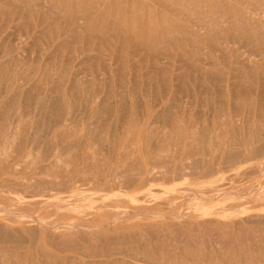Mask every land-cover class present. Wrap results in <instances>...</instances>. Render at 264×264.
Masks as SVG:
<instances>
[{
	"label": "rangeland",
	"instance_id": "374dc122",
	"mask_svg": "<svg viewBox=\"0 0 264 264\" xmlns=\"http://www.w3.org/2000/svg\"><path fill=\"white\" fill-rule=\"evenodd\" d=\"M7 1H9L10 3L9 2L7 3ZM25 1L30 2V3H26ZM31 1L30 0H0V53H1L0 54V67L1 66L3 67V68L1 67L2 69L0 68V79H1L0 87L2 88V90L3 88L7 89L6 92L9 91L8 89L12 87L9 92L10 95L7 94L8 92L7 93L4 92L5 89L2 91L0 88V91H1L0 94L2 97V99L0 97V99L2 100L0 104L2 103L1 105H5V108L7 105L6 109H4V107L0 105V107H2V109L4 110V113H2L3 110L0 109V114L2 115L0 116V129L3 128L4 126L3 124H6V123L7 124L5 126L8 129H10V132H9V130H7V128L4 126L3 129L7 132L5 133L3 129L0 130L2 134L0 136V174H1L0 175V179H1L0 180L1 182L0 183V193H2V196L0 194V207H1L0 214L2 215V217H4L2 219L0 215V219L3 221V223L0 224V263L3 258L5 262L2 260L4 263L2 262L1 264H6V263L14 264L15 262L16 264H86V263L88 264H100V263L110 264V262L111 264H114L115 261L120 262V260H121V264L122 263L123 264H127V263L128 264H153V263L158 264V262L161 264H168V261L169 263L171 262L170 260L174 262L175 260L173 259L175 258L176 261L174 263L171 262L170 264L172 263L173 264H178V263L185 264L186 258H188L187 261L190 262V264L192 263L195 264L196 262H198L196 264H257V260L254 258L258 257L260 261L259 264H264V231H263L264 227L262 228L263 230L261 229L262 224L264 226V222H260V220L264 221V219H259L256 216H254V215H260L261 217H264V169L262 170V172H260V170H258L257 168V164L259 163L258 160L261 159L262 157L261 155L264 156V150L262 151L263 145H260L261 142L264 141L263 140L264 134H261V132L264 133V119H262L264 118V70H262L264 69V64H263L264 63V54H263L264 53L263 52L264 51L263 49L264 48L263 46L264 31H262L263 34L260 33L256 35V38L254 37L255 39L253 38L251 40L252 36L250 35L247 25L243 29L241 28V30L240 28H238L239 26L237 25V24H241L240 27L241 26L243 27V25L246 24L245 23L246 21L243 22L242 21L243 19L242 20L239 19V17L241 18L242 15L244 14L246 10L245 8L247 7L257 8L258 6V12L261 11L262 9L264 10L263 8L264 0H260V1L243 0V2H241L242 0H238V1L225 0L226 1L225 3H227L228 6L224 3V0H208V1L207 0H202V1L194 0L195 2H192L193 0H175V1L174 0H122V1L121 0H106V1L105 0H97V1L95 0L96 2H94V0H91V1L90 0L88 1L87 0H69L70 4L66 2L67 0L65 1L64 0H60V1L59 0H53V1L44 0V3L42 4H40L42 0H38V1L33 0L32 2ZM206 1L210 3V5ZM215 1H217V4L218 2L221 3L222 1L223 3L221 5L218 4L217 6ZM227 1L229 2V4ZM239 1L241 2V4L244 3L242 7L240 3L238 4ZM35 2H39L40 5L38 3L35 4ZM62 2L63 4L59 5ZM191 2L193 4V7L191 4H188ZM197 2H203V4L197 3ZM84 3H87L88 9L86 8V5ZM120 3L122 4L119 5ZM182 3H184L186 8L188 9L192 7L191 8L192 11L190 12L193 13L195 11L193 14L194 18L196 16L195 20L194 18L192 19L189 18V17H192V15L190 16L189 10H186L185 6H182L185 8V9L183 8L184 11L181 10L182 8L180 7V5H183ZM95 4H96V7H95ZM196 4L200 6L197 8V10H196V7L198 5ZM213 4H216V6ZM223 4H225L224 6H227V8L229 9L228 12L230 14V19L228 20L227 23H229L230 26L225 25V23H223V26L225 25L226 27L221 28L222 23L220 21L221 24L218 25V20L221 19L222 22L224 21V18L219 19L220 16L221 17L223 16L222 13L219 14V12H224L225 10L221 8ZM231 4L233 5L231 6ZM177 5H179V8L177 7ZM28 6H29L28 10L23 9L25 7L27 8ZM43 6L45 7L47 6V8L45 7L43 8ZM62 6L65 8V11L67 10L68 12L66 11L64 12V14L61 13L62 11H64ZM173 6L175 9L173 8ZM214 6L216 7V9ZM224 6L222 7L225 8ZM48 7L49 8L53 7V9L50 10L48 9ZM60 7H62V9H60ZM217 7H220V9H218ZM57 9H59V11ZM111 9H114V10H111ZM213 9L214 11H212ZM123 10L125 11L127 10L126 11L127 13H125V11ZM231 10L234 13H232ZM56 11L59 14L60 13L61 14L59 15L58 13H56ZM76 11H78L76 13L77 16L75 14ZM85 11H88V14ZM182 11L185 13H182ZM207 11L209 12V14ZM131 12H133V14ZM138 12H140L139 15H137ZM213 12L215 16H213L214 15ZM42 13L43 14L45 13V14L41 15ZM167 13L174 15L173 18L171 15H168ZM202 13L203 15H201ZM211 13L213 15H211ZM84 14H85V18L82 17ZM86 14L89 16H86ZM71 15L72 17H69ZM211 16H212V19L215 17L217 18L219 16L218 20L216 19L217 21L215 19L213 20V21H216L218 25L217 26L216 24H214L215 27H217V29L216 28L212 29L213 28L212 26L209 27V24L213 22L210 19ZM79 17H81V19ZM86 17H89L93 23L91 22L89 18L86 19ZM103 17H105V19L107 18L108 21L107 20L105 21ZM237 17L239 20H241L243 24L241 22L237 23V21H239L238 19H236ZM231 18H233V20L234 19L237 20L236 22L235 21L234 22L236 23L237 25L236 27L240 31L241 34L238 33L239 31L236 29L235 23L234 22H233L234 24L230 23L232 21ZM99 19L101 20L99 21ZM117 19H118V23L116 24ZM196 20L197 22L195 23ZM78 21L80 25L78 24ZM98 21H99V24L100 22L103 24V25L100 24L103 27H101L98 24ZM167 21L171 23L168 22L169 23L168 24ZM173 21L176 22V24H174ZM201 21H203L204 24L206 22V25H204L203 22ZM85 22L87 23L85 24ZM183 23H185V25H183ZM37 24H38V27H37ZM73 24L74 26L76 25L78 27H74ZM104 24L107 26H105ZM121 24L123 26H121ZM39 25L41 26V28ZM81 25L84 29L81 27ZM89 25L90 26L95 25V26L93 28V27H90ZM71 26L73 28L71 32H69V30L71 29ZM206 26L211 28V31H209L210 29L207 28L208 31L211 33L210 36H212L215 33L217 34L213 35L212 37L208 36V39H207L206 38L207 37ZM196 27H198L197 30H196ZM199 27L202 28L200 29L202 32L201 34H199L200 32ZM218 27H220L219 30H218ZM85 28H88L87 30H89V32H87ZM90 28H91V31L93 30L92 32H90ZM229 28L232 29L233 31H231ZM73 29L76 32L73 31ZM104 29L105 31H103ZM224 29H227L229 31L227 32V30H224ZM63 30L65 31L63 32ZM82 30L85 31L84 32L85 35ZM96 30H99V31H96ZM194 30L196 32H194ZM204 30L206 32H204ZM214 30L216 31L215 33H214ZM244 31H247V32H244ZM66 32H68V35L66 34ZM173 32L175 34H173ZM190 32H193V33H190ZM226 32L228 33V37L226 36L227 35ZM233 32L235 33L237 32L236 35L238 37H236V35L235 37L238 40L234 37ZM87 33H90L91 35L88 34L87 36ZM100 33H102L104 36L100 35ZM242 33L243 34L247 33V34L243 35ZM79 34L81 35L79 36ZM92 34L95 36H93ZM98 35H100L101 37ZM170 35H173L174 38ZM196 35L197 37H194ZM204 35L206 36L204 37ZM241 35H243L241 37L242 39L240 38ZM186 36L187 37L189 36L190 38L189 37L187 38ZM200 36H201V40H200ZM230 36L232 38H230ZM257 36H258V39H257ZM70 37H74V38H70ZM87 37H91L90 40L92 38L94 40L92 39L93 41L91 40L92 41L91 42L89 38ZM166 37L167 38L169 37V41H171L172 44L168 41ZM198 37H199V40H198ZM244 37H246L245 38L246 40L244 39ZM62 38L64 39V41ZM177 38H178V41H176ZM194 38H197V39L195 40ZM205 38L207 41H205ZM221 38H223V40ZM233 38H234V41H232ZM247 38L248 39L250 38L249 40H251V42L249 41L248 43ZM213 39L215 40L214 42H216V40L218 41L217 43H215L216 46H218V48L220 47V42L222 44V43H225V41L227 40L229 43L230 41H232V44L230 43V45L232 47L235 46V49L232 50L233 52L218 50V48L215 45H211L214 43L212 41ZM87 40H89V42H87ZM194 40L197 46L193 44ZM208 41L209 43H207ZM258 41L259 43H257ZM176 42L180 45L179 49H178V44H176ZM244 43L246 44L248 43V44L246 45ZM168 44H170V46ZM173 44H175L174 48H172ZM181 44L183 47L181 46ZM254 44L256 46H254ZM192 45H195V46L191 47ZM196 47L197 48L199 47V50ZM210 47L211 49L212 48L213 49L210 50ZM237 47L239 48L238 49L239 51L236 49ZM191 48H194V49H191ZM204 48L206 51H204ZM187 49H189V51ZM196 49H197V53H196L197 59L195 61L197 63H200L199 65L196 64L195 61H193V58L195 59L196 57H195V52H192V50L195 51ZM243 49H246V50H243ZM254 49L256 50V52ZM235 50H236V53H235ZM250 50L251 51L253 50L252 52L255 53V54L252 53L253 56H251V59L253 57L255 60L254 59L251 60L247 58L250 53ZM257 51H259V55ZM222 52H225L224 53L225 55ZM200 53L202 55L205 53L203 55L204 57L200 55ZM221 53L223 54V56ZM177 55L179 58L177 57ZM233 55L235 59L232 58ZM241 55L242 57H240ZM12 56L15 57V60L13 62L14 64L13 67H16V68L14 69L13 67L11 68L13 64L11 63L12 61H10V59L13 60L14 58ZM86 56L89 58H87ZM208 57L209 59L205 61L206 59L204 58H208ZM236 58H238L237 59L238 61L236 60ZM7 59L9 60L6 61ZM201 59L202 60L204 59V60L202 61ZM1 60L3 61L1 62ZM208 60H210L211 62ZM214 60H217V61L214 62ZM212 61L214 63H212ZM3 62L5 63V67L8 69L9 72L14 71L12 72V74H10L6 70V68L3 65H1V63L3 64ZM8 62L11 63L10 67L6 66V63ZM194 62L196 65H194ZM203 62L205 63L207 62L208 64H205V63L202 64ZM259 62H261V64L263 65L260 66ZM9 63L7 65H9ZM20 63L21 64L23 63L22 69L20 68L21 67ZM30 63H32V66ZM209 63L212 64L213 69L210 67ZM29 64L31 67H29ZM46 64L48 65V67L46 66ZM23 65H24V68H23ZM200 65L201 66L205 65V66L200 67ZM241 65L244 68H246L245 72H244V68ZM250 65L254 68L250 67ZM65 66L67 68H65ZM240 66L243 68V70H240L241 68ZM247 66L248 68L250 67L251 70H249L250 68L248 69ZM61 67L62 69H59ZM235 67L238 70L234 69ZM9 68L11 71L9 70ZM27 68L29 69L27 70ZM199 68H203V69H199ZM255 68H257V70ZM23 69H24V72L22 73ZM195 69L197 71H195ZM198 69L201 71L199 72ZM5 70L8 72L9 75H12L11 78L8 76ZM49 70H50V73L48 72ZM204 70L210 74L204 77V75H206L205 74L206 72ZM19 71L20 73H18ZM253 71L255 72L254 74H253ZM60 72H63V73L60 74ZM14 73L16 74L14 75ZM3 74H4V78L6 75V79L3 78ZM13 75L15 76V78ZM62 75L64 77L63 79L64 82L61 81V79L63 78V77L61 78ZM56 76H57V79H56ZM209 76L211 80L209 79ZM75 77L79 79L77 82H79L80 85L77 84V82H75L77 80ZM218 77H220V79ZM72 78L76 80L75 81L72 80L71 82L70 79ZM2 79H3V82H2ZM13 79L15 83L13 82ZM4 80L6 81L4 82ZM10 80L11 82H9ZM51 80H53L54 82H57L58 85H61V83H63V87H64L62 89L63 92L59 91L61 90L60 88H62V86H58L56 83H52L53 81ZM69 80L70 82H68ZM201 80L206 81V83L204 81L201 82ZM23 82H25V84L22 85ZM68 83L70 84L68 85ZM2 84L3 85L6 84L5 85L6 87H4ZM50 85L52 86V88L55 85L53 90H51L52 88L50 87ZM66 85H68V87H66ZM75 85L77 87H74ZM43 86H45V88H43ZM46 86H48L47 89H46ZM57 86L59 88H55ZM69 86L73 87L74 91ZM14 88L15 90L17 89V91L24 90L23 92L21 91L22 93L26 91L25 89L28 90V88H30L29 93H31V95L33 94L34 96L30 97L31 95H29L27 91L25 93V96L28 94L27 95L28 98H26L24 94L22 95L20 91H18L19 94L17 93V91H14ZM56 89L58 92L56 91ZM77 89L83 90L82 92H80L81 95L79 96V98H77L79 95V91ZM11 90H13L15 93L19 95V96L17 94L14 95V98L15 96H18V98H15V100H17V104H16L18 105L17 107H19L20 105L19 108H16V107H15L16 109L14 108L15 112L12 111L13 108L11 107L13 106L9 105L10 101H12L11 99H13V96L11 95L14 94L13 91L11 92ZM43 91H46V92L50 91L48 93H51V94H48L46 92L45 94ZM69 91L70 93H68ZM136 91H137V94H136ZM62 93H64L65 95L64 94L62 95ZM66 93H67V96H66ZM39 94H41V96ZM76 94L78 95L76 96ZM44 95H46V97H44ZM48 95L50 96V98L48 97ZM59 95L60 96L62 95L60 97V99L62 98L61 99L62 101L61 102L58 101L60 103L58 104L61 107L58 106L57 103H55L57 102L55 101L57 99L56 96L59 97ZM52 96H54L56 99L53 98ZM72 96H74L77 100L74 97L72 98ZM4 97L6 98L3 99ZM8 97L9 99H7ZM29 97L32 98V100ZM6 99L9 100V103ZM44 99H46L47 101L49 100L48 102L45 101L46 104H49V105H46L45 103H43L42 100ZM5 100L8 104H5L6 103ZM25 100L26 101L28 100V101L26 104H23L24 103L23 101ZM33 100H35L34 102L36 104H34ZM53 100H54V103H53ZM236 100L239 101V103L238 102L235 103ZM12 102L11 103L15 105L14 104L15 101H12ZM40 102L42 103V106L45 107V109L47 107L46 110L43 109ZM75 102H78V103L74 105ZM51 103L54 104V107H55L54 109L52 107L53 104ZM55 104L58 107H56ZM8 105L11 107H8ZM21 105H23V107L24 106L28 107V109L25 108L22 111L23 107ZM38 105H40L41 109L38 107ZM71 105H73V107ZM239 105L241 106V108L239 107ZM34 106H35V109H34ZM48 106L51 108H49ZM76 106H78L77 109L75 108ZM171 106H173L172 109H170ZM176 106L178 108H176ZM223 106L226 108H223ZM168 107L170 108L168 109ZM237 107H239V109ZM10 108L14 114L13 117L15 120L11 116L12 112L10 111ZM57 108H61V111L60 109H58L59 110L58 111ZM74 108L77 111H75ZM87 108L89 109L88 110L89 112L86 111ZM37 109H40L41 113H35V111L40 112ZM48 109L49 110L56 109L55 111L59 113V116L61 113L65 115L64 117H66L67 114L68 116L64 119L65 121H62L61 120L62 118H59L58 114L55 111L51 110L52 113L55 112L53 113L54 114L53 115L51 111L49 112ZM64 109L67 111H65ZM6 111L7 112L10 111V113L8 114L11 117L9 116H8L9 118L7 117ZM20 111L22 114L20 113ZM44 111L46 114L45 118H44L45 116ZM167 111H169V113ZM227 111H230L231 113L230 112L227 113ZM85 113H87V115ZM37 114L42 115V118L44 119H42L40 115L37 118L36 116ZM69 116L71 117L68 120ZM2 117L3 119H5V121L9 119L7 120L8 122L13 120L12 123L9 122V124L11 123V125L9 126L8 122L3 123L4 120H2ZM27 117L28 119L25 120ZM56 117H58L56 121H60V123L57 122L56 124V122L54 121L55 119L53 120V118H56ZM39 118L40 120H43V121L42 123L39 122L37 124ZM46 119H49L50 122L48 123ZM51 121L53 125L54 124L56 125L52 127L53 130L51 129V126H52ZM53 121L55 123H53ZM16 122L19 123L20 125L19 124L14 125ZM46 122L49 126H47ZM72 123H74L75 125H73ZM78 123H79L78 125L79 127L76 125ZM71 124L74 126L72 127L73 129L69 127ZM15 126L17 127L21 126V127H19L20 128L19 129V128H16ZM61 126L62 127L68 126V127L63 129L61 128ZM75 126H77L76 131L80 130V133L78 131L77 132L75 131L74 129L76 128ZM39 127H41L40 130H39ZM100 127L103 131L99 130ZM194 127L195 128L198 127V129L197 128L195 129L198 131H195ZM69 128L71 131H68ZM85 128L87 130H85ZM16 129L20 130V131L17 130L19 131L18 135H17ZM50 129L52 130V132ZM60 129H63V133H62V130ZM166 129H168V131ZM217 129L219 130V132ZM72 130H74L73 133H71ZM149 130H150V134H149ZM235 130H238V133ZM253 130H255L254 131L255 133L259 132L260 136L253 133ZM13 131H15L16 133L15 132L13 133ZM67 131L68 133L70 132L71 135L70 133L68 134ZM163 131H165V134H163ZM53 132L54 133L57 132L55 134L56 136L54 135ZM64 132H65V136H68L69 138L72 137V138L70 139L68 138L69 140L66 141L65 138L67 137L63 138ZM235 132L237 133L238 136L236 135ZM12 133L16 134L17 136L16 135L13 136ZM76 133H79V134H76ZM97 133L100 137L97 135ZM234 133H235V136L233 135ZM5 134H8V135L6 136ZM11 134L14 137L13 139H11L12 136L10 138ZM59 135H61L62 138L61 136L59 137ZM161 135L163 137H165V135H168V136H166V138H163ZM255 135H256V138L260 140V143L257 142V139L254 138ZM3 136L5 137L3 138V141H2ZM250 136L252 138H250ZM22 137H23V140H21ZM161 138H163V141ZM228 138L229 140L227 141ZM51 139L53 140L54 143L52 142ZM56 139H58L59 141H54ZM217 139L220 140V143H219V140L217 141ZM76 140H77V143H76ZM231 140L232 142H229ZM239 140L242 145L238 144ZM177 141L180 143H177ZM50 142L51 144H53V146H51ZM235 142H237V145ZM252 142L253 144H251ZM54 144H56L57 146ZM183 145H184V148H183ZM239 145L243 146L242 148H244L243 149L244 151L242 149L240 151ZM251 145L252 146L255 145L253 146V149L261 148L260 150V152H262L261 155H260V152L258 153V155L256 154L257 149L253 150L252 147L250 149L249 147ZM11 146H14V147H11ZM231 146L232 147L234 146L235 148H237L236 146H239V147L237 148L238 150L236 149L237 151H235L234 147H233L234 150L230 149ZM161 147H163L161 149L162 151L159 149ZM221 147H224V148H221ZM245 147L249 148L250 154L247 151L248 149H246ZM199 148H200V151L198 150ZM227 148L228 150H232L231 153H234V152L236 153H234V155H230L231 154L230 151L229 152L226 151ZM7 149H9L11 152L8 151L6 153L5 151ZM165 150L167 151V153ZM251 150H253V155L255 153L256 154L255 156H258L257 158H253L254 156L251 155L252 154ZM56 151L60 152V154L57 153ZM218 152L219 153L222 152L220 153L221 157L219 155H216ZM241 152H243L244 154H242ZM245 152L247 153V156H245L246 155ZM160 153H162L161 155L163 156H161ZM238 153L242 154L243 156H241ZM58 154L60 155L59 157H58ZM156 154H158L161 158L158 157V155ZM205 154L207 155V157ZM227 154H229L230 156H236L237 154L236 157L238 158L239 156V158L241 159L238 158V160L241 162H243L242 161L243 158L244 159L249 158L250 161L246 160L245 162V160L243 159L244 164L243 163L241 164L240 162H239L240 164H238L237 163L238 160L235 159L236 157L235 158L233 157L235 159L236 165L233 164L234 160L230 161L232 163L231 165L230 162L228 161L229 159L225 161V158H229ZM180 155H181V158H180ZM196 155L198 156L201 155L200 157L202 158L203 161H205L204 157H206V160H207L209 155L212 157V158L209 157L211 158L210 159L211 161L213 160V158H215V160L217 159V162L213 160L214 162H216L217 165L214 162H211L209 159H208L209 161L207 160V162H210L211 165L212 163H214V165H216L217 167L214 165L211 166L209 165V163L207 164L208 166L207 165L206 166L207 167L211 166L209 167L210 169H212V167L213 168L215 167V170L216 171L218 170L219 172L217 173L213 169L214 172H211V174L214 173V175H209V176L204 175L207 178L202 179V178H205L202 175L207 174L208 170H209L208 174H210V169L207 167L206 168L204 167L203 161H200L199 159L200 157L198 156H197L198 158L197 157L196 158L199 161L195 160L197 161L195 166H199V165L200 166L199 168L195 167L196 168L195 169L194 168L195 161H193L194 160L193 157ZM214 155L216 156L214 157ZM168 156H170L171 158L170 157L168 158ZM189 156L190 157L193 156V157L190 158ZM22 157H23V160H22ZM37 157H38V160L40 159V161L38 162H36ZM29 158H32V159H29ZM250 158H253V159L251 160ZM184 159L185 160L193 159L192 160L193 162L188 161L190 163H187L186 162L187 160L185 161L186 167H188L187 164H189L188 170L191 171L190 173V171L185 170V173H187L185 176H183V173H182L184 172L183 168H186L184 167L185 164H183ZM262 159L264 160V157ZM262 159L260 161H263ZM31 160L32 161L34 160V164H32L33 162ZM29 161H31L32 163H30ZM113 161L114 163H112ZM24 162H26L25 165H24ZM122 162L124 163L126 162L125 163L126 166L125 165L123 166L124 163ZM147 162H151V163L147 164ZM224 162L229 163L231 166H229L228 164L226 166ZM111 163L114 164V166H112ZM191 163L192 164L194 163V164L191 165ZM197 163L199 165H197ZM250 163L253 165L255 163V165L254 166L252 165L251 167ZM51 164L53 165V168ZM118 164L120 165L122 164V165L119 166ZM205 164H206V161H205ZM15 165L16 167H13ZM31 165H33L34 167ZM115 165H117L118 167ZM139 165H141L142 167H140ZM162 165L164 168L162 167ZM201 165H203L202 166V168L204 167L203 169L205 170L207 169L206 172H204V170L201 168ZM234 165H235L234 168H230V167H233ZM22 166H23V169H22ZM42 166L43 168H41ZM180 166L182 168H180ZM222 166L224 167L229 166V168L225 169L226 170L225 171L224 169H221V168H224ZM237 166L239 167V169H237L238 168ZM114 167L115 169L113 170ZM119 167H123L124 169L119 168ZM192 167L196 171L198 168V173L202 171L201 172L202 174L199 176L196 175L198 173H194L192 170ZM51 168H52L51 172L59 168L56 170V172H54L56 178L58 176V175L56 176V173L61 171L59 172V177L57 179H55L53 174H52L53 179L52 177L50 178ZM111 168H112V171H110ZM200 168L202 170H200ZM25 169L26 171H24ZM39 169L41 172H39ZM44 169L45 171L43 174L42 170ZM122 169H123V172L121 171ZM151 169L152 170L156 169L154 172H155V176L157 177H155L153 175L154 172H152L154 179L152 178L153 176H151L150 174ZM167 169L169 170L171 169V171L168 170L170 172L169 174L171 175L169 179H165L168 173L166 172L167 173L166 174L164 171H167ZM180 169H182V172ZM132 170L134 172L139 171V173H142V172L144 173H142L141 175H138L137 173H134ZM157 170H159L158 174L160 173V171L161 173L163 172L162 175L160 174L161 176L156 175ZM1 171L2 172L4 171L3 172L4 175L1 173ZM118 171L120 173L127 172L128 174L129 172L130 174L133 172L135 175L137 174L140 177L138 176L136 177L134 175V177L132 178L129 175L131 178L129 176L127 178V176H124L125 173L120 176ZM251 171L252 173H255V174H252ZM45 172L50 173L49 178L50 180H52V182L48 180L47 178L48 173L45 174ZM79 172H80V175H78ZM106 172L107 173L109 172V175L106 174ZM9 173L13 175L11 176ZM110 173L112 176L114 175V177L111 178L112 180L111 182L109 181L110 178H108L111 176ZM222 174H224L223 177H221ZM146 175H148L149 178L148 177L146 178ZM118 176L122 177L123 182L121 181V179L120 180L117 179L119 178ZM143 176L144 178H141ZM197 176L200 178H196ZM20 177H22L23 180H21ZM123 177L124 178L126 177V178L124 179ZM209 177L214 178V179L211 180L209 179ZM5 178H7L8 180H6ZM16 178L20 180H17ZM40 178L41 179L44 178L45 180L47 178L46 180L47 182L45 180H44L45 182L40 181L41 180ZM2 179L4 180L2 181ZM38 179L40 180L38 181ZM54 179L58 182L56 183ZM140 179L141 180L143 179V180L139 182ZM28 182L30 186L26 185V183ZM39 182H42V183L40 184ZM205 185L207 189L204 188ZM39 186L40 188L45 189V190H43L42 192L41 191L42 189L40 190ZM212 186H216V188L218 189L217 192H221L222 196L221 195L218 196L216 193H211L209 190L210 188H212ZM10 187L11 189H13L12 191H14L15 189L18 191V193L12 192L11 194H9ZM2 188L4 190H2ZM8 188H9V191L7 190ZM32 190L33 191L36 190V191L33 193ZM6 191L7 193H5ZM31 192L33 194H30ZM37 192L39 194L32 196ZM14 196H16L17 198H15ZM22 196H24V198ZM234 198L236 199L234 200ZM238 198L240 200H238ZM233 200L235 204L233 203ZM33 202H36L37 204H34ZM230 203L234 205H231ZM237 204L238 205L240 204L239 208ZM235 205L237 207L232 208V206L235 207ZM252 208H255V209H252ZM10 210H13V211L15 210V212H12V211L10 212ZM167 212H169L170 214ZM180 212H182L183 215L185 216H183ZM158 213L160 216L158 215ZM138 214H142L144 218H142V216L139 217ZM145 214H149V217L148 215H145ZM167 214L170 216H168ZM165 215L166 217H170V218L166 219ZM254 217H256V219L259 221L257 220L255 221V219H253L254 221L251 220L250 222L249 220ZM163 218L166 219L167 221L164 220ZM14 221H16L17 223ZM41 221H46L48 223H56L57 225H61L62 223L71 224V225L75 224V225H79V228H81V231H78L77 233L76 231H73L75 232L73 234L71 232H67L65 235H63L64 233L63 231H61V229L60 230L51 229L52 233H48V232L43 231L44 228L42 226H38V223H40ZM203 222H205L206 225H204ZM220 222L223 223V225L226 223L225 224L226 226L224 225L225 227H223L224 229L221 228V226L223 225H221ZM188 223H190V225L192 223L194 228L192 227V225L190 226L192 228H190ZM214 223H217V224L214 225ZM227 223H228V226H227ZM171 224H174V225L176 224V225L175 227H173V225ZM211 224L213 226L212 227L208 226V229H207V225H211ZM229 224L232 225V228H231V225L229 226ZM94 225H99V227H96ZM94 227L102 228V229H100L99 231L92 232L93 230L92 228ZM146 227H148V229H146ZM209 227H211L212 231ZM256 227L260 229H257ZM242 228H243V231H242ZM83 229L89 230V231H84ZM107 229L109 231H107ZM176 230L178 231L175 232ZM160 232L163 233V235L160 234ZM226 232L229 234L228 237L227 235H225L227 234ZM241 232H244V233H241ZM217 233L218 235L222 236V238L221 237L219 238ZM68 234H70V236ZM186 238L188 239V241ZM219 239L221 240L229 239L230 241L228 242V240H226L227 242L225 241L221 242L220 240V242L222 243L220 244V242L218 243L216 242V241H219ZM258 240L261 243L260 242L258 243ZM182 241H185V242H182ZM252 243H254L255 245ZM164 244L165 245L170 244L172 246L174 244V246L172 247L170 245L169 246L167 245L168 246L167 247V246H164ZM259 244L260 246H258ZM157 245H159L161 248L165 250L160 249V247ZM190 245H193V246H190ZM144 248H145L144 250L145 253L143 252ZM177 248L179 249L177 250ZM188 248L191 251H189ZM215 248L216 250L213 251ZM115 249L117 250V253ZM174 249H176L178 253V254L174 253L177 256L173 255L171 258V256L169 255L170 257H168V255L166 254L167 251L169 254V252H172V250ZM111 250L113 251V253L109 252ZM236 250L238 251V253ZM131 251H135L137 255L134 254V252L131 253ZM163 251L165 254L162 253L163 254L162 255L161 252ZM176 251H173V252H176ZM187 251L188 253L192 252V254L190 253L191 256H189L192 261H190L188 257L189 254L185 253ZM122 252H127V253L129 252L131 254L129 253L125 254ZM156 252L158 253L156 254ZM159 252H160V255H159ZM199 252L201 255L198 254ZM244 253H246V255ZM133 255H135V257H138L141 255L139 259L143 258L142 260L144 261H142L141 259L138 260L134 258ZM149 255H154V256H149ZM161 255L162 256L166 255L164 256V258L166 257L167 259L166 258H165L166 260L163 259V257H160ZM184 255L186 258L184 257ZM216 255L219 256L220 258L219 257L217 258ZM106 256H108V260L110 262H108ZM150 257L151 259L155 257L157 259L158 257H160L158 259L161 262L157 261L158 259L156 260L157 262H155L154 260H151ZM110 258L111 260L112 259L114 260L115 258V260L111 261ZM14 260L15 262L13 263ZM94 260L96 261V263ZM147 260H149L150 262L152 261L153 263H149ZM163 260H165V263ZM177 260L178 261L182 260L183 262L180 261L181 262L180 263ZM92 261H94V263Z\"/></svg>",
	"mask_w": 264,
	"mask_h": 264
},
{
	"label": "bare ground",
	"instance_id": "6f19581e",
	"mask_svg": "<svg viewBox=\"0 0 264 264\" xmlns=\"http://www.w3.org/2000/svg\"><path fill=\"white\" fill-rule=\"evenodd\" d=\"M30 1H31V0H30ZM32 1H33V0H32ZM32 1H31V2H32ZM34 1H35V0H34ZM37 1H38V0H37ZM46 1H47V0H46ZM49 1H50V0H49ZM51 1H53V0H51ZM59 1H60V0H59ZM64 1H65V0H64ZM64 1H63V2H64ZM87 1H88V0H87ZM87 1H86V2H87ZM90 1H91V0H90ZM96 1H97V0H96ZM96 1L94 0V2H96ZM105 1H106V0H105ZM121 1H122V0H121ZM121 1H120V2H121ZM174 1H175V0H174ZM201 1H202V0H201ZM207 1H208V0H207ZM207 1H206V2H207ZM229 1H230V0H229ZM234 1H238V0H234ZM245 1H246V0H245ZM258 1H260V0H258ZM8 2H9V1H7V3H8ZM25 2H26V1H25ZM63 2H62L61 4H59V5H62ZM66 2L69 3V0H67ZM94 2H93V3H94ZM159 2H160V1H159ZM166 2H167V1H166ZM188 2H190V1H188ZM192 2H195V1L193 0ZM192 2H191V3H188V4H191L192 7H193ZM204 2H205V1H204ZM211 2H212V1H211ZM225 2H226V1L224 0V3H225ZM227 2H228V1H227ZM241 2H243V0H242ZM241 2L239 1L238 4L240 3V5H241V7H242V5H243L244 3L241 4ZM3 3H4V2H3ZM5 3H6V2H5ZM9 3H10V2H9ZM26 3H30V2H26ZM36 3L39 4V2H35V4H36ZM42 3H44V0H42V2H41L40 4H42ZM87 3H88V2H87ZM87 3H84V4L86 5V8H87ZM100 3H102V2H100ZM111 3H112V2H111ZM127 3H128V2H127ZM185 3H186V2H185ZM197 3H202V4H203V2H197ZM207 3H208V2H207ZM207 3H206V4H207ZM215 3L217 4V1H215ZM222 3H223V1H222L221 3L218 2V4H220V5H221ZM233 3H234V2H233ZM17 4H18V2H17ZM17 4H16V5H17ZM31 4H32V3H31ZM40 4H39V5H40ZM69 4H70V3H69ZM89 4H91V3H89ZM105 4H106V3H105ZM121 4H122V3H120L119 5H121ZM143 4H144V3H143ZM172 4H173V3H172ZM182 4H183V5H180V7L182 8L181 10H183V8H184V7H182V6H185L184 3H182ZM188 4H187V6H188ZM194 4H195V3H194ZM208 4L210 5V3H208ZM208 4H207V5H208ZM216 4H213V5L216 6ZM218 4H217V6H218ZM225 4L227 5V3H225ZM225 4H223L222 6H224ZM228 4H229V2H228ZM245 4H246V3H245ZM248 4H249V3H248ZM5 5H6V4H5ZM22 5H23V4H22ZM22 5H20V6H22ZM27 5H29V4H27ZM53 5H54V4H53ZM103 5H104V4H103ZM111 5H112V4H111ZM159 5H160V4H159ZM196 5H198V4H196ZM196 5H195V6H196ZM220 5H219V6H220ZM232 5H233V4H231V6H232ZM234 5H235V4H234ZM257 5H258V4H257ZM30 6H32V5H30ZM34 6H35V5H34ZM34 6H33V7H34ZM49 6H50V5H49ZM54 6H55V5H54ZM54 6H53V7H54ZM69 6H70V5H69ZM83 6H84V5H83ZM100 6H101V5H100ZM117 6H118V5H117ZM125 6H126V4H125ZM125 6H124V7H125ZM127 6H128V5H127ZM215 6H214V7H215ZM222 6H221V8H222V9H225V10H224V12H219V14L222 13L223 16L221 17V16L219 15L220 17H219V16H218V17H219V19H220V18H224V21H223V22H222L221 19L218 20V17H217V18L215 17V18H213V19H212V16L210 17V19H211L212 21H213L214 19H215V20L217 19V20H218V25H220V24L222 23L221 28L226 27L225 25H229V26H230V24L227 23L228 20L230 19V14H229V12H228L229 9L227 8L228 5H227V6H224L225 8H223ZM247 6H248V5H247ZM23 7H24V6H23ZM44 7H45V6H43V8H44ZM53 7H50V8L48 7V9L51 10V9H53ZM56 7H57V6H56ZM62 7H63V6H62ZM62 7H60V9H62ZM88 7H90V6H88ZM91 7H92V6H91ZM95 7H96V4H95ZM122 7H123V6H122ZM177 7L179 8V5H177ZM190 7H191V6H190ZM190 7H189V8H190ZM192 7H191V8H192ZM198 7H200V6L198 5V6L196 7V10H197ZM203 7H204V6H203ZM203 7H202V9H203ZM237 7H238V6H237ZM241 7H239V8H241ZM28 8H29V6H28L27 8H26V7L23 8V9H24V10H25V9L28 10ZM38 8H39V6H38ZM45 8H47V6H46ZM86 8H85V9H86ZM108 8H109V7H108ZM110 8H111V7H110ZM126 8H127V7H126ZM140 8H141V7H140ZM173 8H174V6H173ZM185 8H186V6H185ZM185 8H184V9H185ZM191 8H190V9H191ZM194 8H195V7H194ZM204 8H205V7H204ZM217 8L220 9V7H217ZM263 8H264V7H263ZM23 9H22V10H23ZM55 9H56V8H55ZM63 9H64V11L61 10V11H62L61 13L64 14V12H66L67 10L65 11V8H64V7H63ZM78 9H79V8H78ZM82 9H83V8H82ZM87 9H88V8H87ZM89 9H91V8H89ZM103 9H104V8H103ZM116 9H117V8H116ZM147 9H148V8H147ZM174 9H175V8H174ZM190 9L186 8V10H189L190 16L192 15V17H189V18L192 19V18H194V17H193V16H194L193 14H194L195 11H194L193 13H191L190 11H192V9H191V10H190ZM209 9H210V8H209ZM215 9H216V7H215ZM243 9H244V7H243ZM245 9H246L245 12L243 11L244 14L242 15L241 18L239 17V19H241V20L243 19V20H242L243 22L246 21V22H245L246 24H244L243 27H242V26L240 27L241 24H237V25L239 26L238 28H240V30H241V28L243 29V28L246 27V25H247V28L249 29L250 35L252 36V37L250 36V37H251V40H252L254 37L256 38V35H258V34H260V33L263 34L262 31H264V10L262 9L261 11L258 12V6H257V8H250V7H247V8H245ZM2 10H3V9H2ZM5 10H6V9H5ZM34 10H35V9H34ZM40 10H41V9H40ZM57 10L59 11V9H57ZM111 10H114V9H111ZM119 10H120V9H119ZM127 10H128V9H127ZM127 10H126V11H127ZM133 10H134V9H133ZM200 10H201V9H200ZM204 10H206V9H204ZM204 10H202V11H204ZM236 10H237V9H236ZM240 10H241V9H240ZM3 11H4V10H3ZM115 11H116V10H115ZM123 11H125V10H123ZM126 11H125V13H127ZM143 11H144V9H143ZM146 11H147V10H146ZM159 11H160V10H159ZM162 11H163V10H162ZM183 11H184V10H183ZM183 11H182V13H185V12H183ZM202 11H200V12H202ZM212 11H214V9H213ZM217 11H218V10H217ZM220 11H221V10H220ZM222 11H223V10H222ZM231 11H232V10H231ZM231 11H230V13H231ZM7 12H8V11H7ZM11 12H12V11H11ZM40 12H41V11H40ZM67 12H68V11H67ZM71 12H72V10H71ZM77 12H78V11H76L75 14H76ZM80 12H81V11H80ZM85 12H87V14H88V11H85ZM102 12H103V11H102ZM107 12H108V11H107ZM112 12H113V11H112ZM112 12H111V13H112ZM163 12H164V11H163ZM166 12H167V10H166ZM178 12H179V11H178ZM187 12H188V11H187ZM207 12H208V11H207ZM38 13H39V12H38ZM46 13H47V12H46ZM56 13H58V12L56 11ZM61 13H60V14H61ZM81 13H82V12H81ZM83 13H84V11H83ZM104 13H105V12H104ZM111 13H110V14H111ZM114 13H115V12H114ZM114 13H113V15H114ZM131 13L133 14V12H131ZM139 13H140V12H138L137 15H139ZM142 13H143V12H142ZM179 13H180V12H179ZM204 13H205V12H204ZM216 13H218V12H216ZM232 13H234V12L232 11ZM21 14H22V13H21ZM44 14H45V13H44ZM44 14L42 13L41 15H44ZM58 14H59V13H58ZM60 14H59V15H60ZM79 14H80V13H79ZM87 14H86V16H89V15H87ZM105 14H106V13H105ZM167 14H168V13H167ZM196 14H197V13H196ZM196 14H195V15H196ZM208 14H209V12H208ZM213 14H214V12H213ZM213 14L211 13V15H213ZM90 15H91V14H90ZM101 15H102V14H101ZM111 15H112V14H111ZM119 15H120V14H119ZM124 15H125V14H124ZM124 15H123V16H124ZM144 15H145V13H144ZM168 15H171L172 18H173V16H174V15H172V14H170V13H169ZM181 15H182V14H181ZM201 15H203V13H202ZM12 16H13V15H12ZM38 16H39V15H38ZM45 16H46V15H45ZM45 16H44V17H45ZM76 16H77V14H76ZM76 16H75V17H76ZM80 16H81V15H80ZM182 16H183V15H182ZM213 16H215V14H214ZM216 16H217V14H216ZM41 17H42V16H41ZM60 17H61V16H60ZM69 17H72V15L69 16ZM73 17H74V16H73ZM82 17L85 18V14H84ZM98 17H99V16H98ZM100 17H102V16H100ZM105 17H106V16H105ZM105 17H103V18H104V20L106 21L107 18L105 19ZM108 17H109V16H108ZM128 17H130V16H128ZM175 17H176V16H175ZM184 17H186V16H184ZM198 17H199V16H198ZM208 17H209V16H208ZM79 18L81 19V17H79ZM87 18H89V17H86V19H87ZM122 18H123V17H122ZM126 18H127V17H126ZM145 18H146V16H145ZM168 18H169V17H168ZM195 18H196V16H195ZM195 18H194V20H195ZM202 18H203V17H202ZM13 19H14V17H13ZM41 19H42V18H41ZM41 19H40V20H41ZM45 19H46V18H45ZM69 19H70V18H69ZM80 19H79V20H80ZM89 19H90V18H89ZM108 19H109V18H108ZM154 19H155V17H154ZM156 19H157V18H156ZM198 19H199V18H198ZM231 19H232V21L230 22L231 24H232L234 21H235V22L237 21V20H235V19L233 20V18H231ZM236 19H238V17H237ZM239 19H238V20H239ZM244 19H245V20H244ZM6 20H7V19H6ZM16 20H17V19H16ZM74 20H76V19H74ZM90 20H91V19H90ZM97 20H98V19H97ZM100 20H101V19H99V21H100ZM102 20H103V19H102ZM111 20H112V19H111ZM121 20H122V19H121ZM121 20H120V21H121ZM124 20H125V19H124ZM124 20H123V21H124ZM138 20H139V19H138ZM174 20H175V19H174ZM179 20H180V19H179ZM179 20H177V21H179ZM208 20H209V19H208ZM217 20H216V21H217ZM241 20L237 21V23L241 22ZM93 21H95V20H93ZM99 21H98V24H99ZM107 21H108V20H107ZM120 21H119V23H120ZM126 21H127V19H126ZM128 21H129V20H128ZM155 21H157V20H155ZM169 21H170V20H169ZM169 21H167V23H168ZM175 21H176V20H175ZM182 21H183V20H182ZM185 21H186V20H185ZM185 21H184V22H185ZM216 21L211 22V23L209 24V27L212 26V27H213L212 29H214V28L217 29V27H215V25H214V24L217 25ZM220 21H221V23H220ZM46 22H47V21H46ZM49 22H50V21H49ZM54 22H55V21H54ZM91 22H92V20H91ZM91 22H90V23H91ZM96 22H97V21H96ZM124 22H125V21H124ZM173 22H174V21H173ZM187 22H188V21H187ZM191 22H192V21H191ZM196 22H197V20L195 21V23H196ZM201 22H203V21H201ZM201 22H200V24H201ZM235 22H234V23H235ZM42 23H43V22H42ZM51 23H52V22H51ZM80 23H81V22H80ZM86 23H87V22H85V24H86ZM92 23H93V22H92ZM92 23H91V24H92ZM105 23H106V22H105ZM107 23H108V22H107ZM117 23H118V19H117L116 24H117ZM121 23H122V22H121ZM126 23H127V22H126ZM126 23H125V24H126ZM133 23H134V22H133ZM156 23H157V22H156ZM169 23H171V22H169ZM169 23H168V24H169ZM181 23H182V22H181ZM188 23H189V22H188ZM207 23H209V22H207ZM223 23H225L224 26H223ZM234 23H233V24H234ZM241 23H242V22H241ZM9 24H10V23H9ZM39 24H40V23H39ZM44 24H45V23H44ZM78 24H79V21H78ZM78 24H77V25H78ZM81 24H82V23H81ZM88 24H89V22H88ZM100 24H102V23L100 22ZM100 24H99V25H100ZM122 24H123V23H122ZM122 24H121V26H123ZM130 24H131V23H130ZM134 24H135V23H134ZM165 24H166V23H165ZM174 24H176V22H174ZM174 24H173V26H174ZM190 24H191V23H190ZM203 24H204V22H203ZM242 24H243V23H242ZM79 25H80V24H79ZM82 25H83V24H82ZM82 25H81V27H82ZM102 25H103V24H102ZM104 25H105V24H104ZM113 25H114V24H113ZM119 25H120V24H119ZM131 25H132V24H131ZM183 25H185V23H183ZM183 25H182V26H183ZM204 25H206V22H205ZM207 25H208V24H207ZM213 25H214V26H213ZM218 25H217V26H218ZM237 25H236V23H235V27H236ZM18 26H19V25H18ZM39 26H40V25H39ZM73 26H74V24H73ZM83 26H84V25H83ZM89 26H90V25H89ZM94 26H95V25H94ZM94 26L91 25L90 27H93V28H94ZM100 26H101V25H100ZM105 26H107V25H105ZM186 26H188V25H186ZM199 26H200V25H199ZM231 26H232V25H231ZM37 27H38V24H37ZM37 27H36V28H37ZM43 27H44V26H43ZM47 27H48V26H47ZM74 27H78V26L75 25ZM87 27H88V26H87ZM101 27H103V26H101ZM132 27H133V26H132ZM175 27H176V26H175ZM184 27H185V26H184ZM189 27H190V26H189ZM209 27L206 26V29L208 28V29H210L209 31H211V28H209ZM36 28H35V29H36ZM40 28H41V26H40ZM44 28H45V27H44ZM44 28H43V29H44ZM72 28H73V27L71 26V29L69 30V32H71ZM82 28H83V27H82ZM133 28H134V27H133ZM197 28H198V27H196V30H197ZM227 28H228V27H227ZM35 29H34V30H35ZM53 29H54V28H53ZM83 29H84V28H83ZM85 29L87 30L88 28H85ZM95 29H97V28H95ZM173 29H174V28H173ZM192 29H193V28H192ZM200 29H202V28L199 27V30H200ZM203 29H205V28H203ZM208 29L206 30L207 32L204 30V32H206V35H207L206 38H207V39H208V36H209V37H212L213 35L217 34V33H215V32H216V31H215L216 29H215V30H214V33H215V34H213L212 36H210L211 33L208 31ZM219 29H220V27H218V30H219ZM229 29H230V28H229ZM236 29H237V27H236ZM41 30H42V29H41ZM41 30H40V31H41ZM175 30H176V28H175ZM218 30H217V31H218ZM224 30H227V29H224ZM230 30L233 31L232 29H230ZM237 30H238V29H237ZM40 31H39V32H40ZM56 31H57V30H56ZM64 31H65V30H63V32H64ZM67 31H68V30H67ZM73 31H75V30L73 29ZM80 31H81V30H80ZM80 31H79V32H80ZM82 31H83V33L85 32L84 30H82ZM92 31H93V30H92ZM92 31H91V28H90V32H92ZM96 31H99V30H96ZM103 31H105V29H104ZM103 31H102V32H103ZM118 31H119V30H118ZM172 31H173V30H172ZM191 31H193V30H191ZM228 31H229V30H227V32H228ZM235 31H236V30H235ZM238 31H239V30H238ZM61 32H62V31H61ZM63 32H62V33H63ZM75 32H76V31H75ZM87 32H89V30H87ZM177 32H178V31H177ZM188 32H189V31H188ZM194 32H196V31L194 30ZM212 32H213V30H212ZM218 32H219V31H218ZM227 32H226V33H227ZM244 32H247V31H244ZM59 33H60V32H59ZM95 33H96V32H95ZM95 33H94V34H95ZM136 33H137V32H136ZM139 33H140V32H139ZM190 33H193V32H190ZM190 33H189V34H190ZM201 33H202V32H201V30H200L199 34H201ZM231 33H232V32H231ZM234 33H235V32H233V35H234V37H235V35H236L237 32H236L235 34H234ZM238 33H240V31H239ZM66 34L68 35V32H66ZM88 34H90V33H87V36H88ZM104 34H105V33H104ZM173 34H175V33L173 32ZM177 34H178V33H177ZM186 34H187V33H186ZM240 34H241V33H240ZM240 34H239V35H240ZM242 34H243V33H242ZM246 34H247V33H246ZM246 34L244 33L243 35H246ZM70 35H71V34H70ZM70 35H69V36H70ZM80 35H81V34H79V36H80ZM84 35H85V33H84ZM90 35H91V34H90ZM92 35H93V34H92ZM100 35H103V34L100 33ZM100 35H98V36H100ZM193 35H194V34H193ZM206 35H204V37H205ZM221 35H222V34H221ZM231 35H232V34H231ZM233 35H232V36H233ZM243 35H241L240 38H241ZM248 35H249V34H248ZM79 36H78V37H79ZM93 36H95V35H93ZM103 36H104V35H103ZM107 36H109V35H107ZM162 36H163V35H162ZM170 36L173 37V35H170ZM226 36L228 37V33H227ZM39 37H40V36H39ZM65 37H66V36H65ZM67 37H68V36H67ZM100 37H101V36H100ZM172 37H170V38H172ZM178 37H180V36H178ZM186 37H187V36H186ZM188 37H189V36H188ZM188 37H187V38H188ZM194 37H197V35L194 36ZM221 37H223V36H221ZM236 37H238V36L236 35ZM236 37H235V38H236ZM70 38H74V37H70ZM70 38H69V39H70ZM87 38H89V40H90L91 37H87ZM166 38H167V37H166ZM173 38H174V37H173ZM189 38H190V37H189ZM206 38H205V41H207ZM230 38H232V37L230 36ZM245 38H246V37H244V39H245ZM255 38H254V39H255ZM58 39H60V38H58ZM62 39H63V38H62ZM69 39H68V40H69ZM92 39H93V38H92ZM92 39H91V40H92ZM102 39H103V38H102ZM116 39H117V38H116ZM167 39H168V41H169V37H168ZM194 39L196 40L197 38H194ZM210 39H211V38H210ZM210 39H209V40H210ZM214 39H215V38H214ZM214 39L212 40L213 42L215 41ZM221 39L223 40V38H221ZM236 39H237V38H236ZM241 39H242V38H241ZM247 39H248V38H247ZM249 39H250V38H249ZM249 39L247 40L248 43H249V41L251 42V40H249ZM257 39H258V36H257ZM257 39H256V40H257ZM259 39H260V38H259ZM66 40H67V38H66ZM89 40H87V42H89ZM91 40H90V41H91ZM93 40H94V39H93ZM93 40H92V41H93ZM108 40H109V39H108ZM170 40H171V39H170ZM182 40H184V39H182ZM182 40H181V42H182ZM187 40H188V39H187ZM187 40H186V41H187ZM195 40L193 41V42H194L193 44H195ZM198 40H199V37H198ZM200 40H201V36H200ZM202 40H203V39H202ZM222 40H221V41H222ZM224 40H225V38H224ZM237 40H238V39H237ZM237 40H235V41H237ZM245 40H246V39H245ZM256 40H255V41H256ZM61 41H62V40H61ZM63 41H64V39H63ZM92 41H91V42H92ZM111 41H112V40H111ZM176 41H178V38H177ZM186 41H185V43H186ZM232 41H234V38H233ZM232 41H230L231 44H232ZM240 41H241V40H240ZM259 41H260V40H259ZM259 41H258L257 43H259ZM263 41H264V40H263ZM67 42H69V41H67ZM109 42H110V41H109ZM169 42L171 43V41H169ZM172 42H173V41H172ZM181 42H179V43H181ZM203 42H204V41H203ZM213 42H212V43H213ZM217 42H218V41L216 40V42H214V43L211 44V45H215V46H216L215 43H217ZM223 42H224V41H223ZM241 42H242V41H241ZM243 42H245V41H243ZM93 43H94V42H93ZM117 43H118V42H117ZM196 43H197V41H196ZM207 43H209V41H208ZM230 43L226 40L225 43H222V44H221V42H220V47H219V48H218V46H216V47L218 48V50H221V51H227V52L231 51V52H233L232 50L235 49V46L232 47V46L230 45ZM233 43H235V42H233ZM248 43H247V44H248ZM261 43H262V42H261ZM56 44H57V43H56ZM58 44H60V43H58ZM108 44H109V43H108ZM110 44H111V43H110ZM118 44H119V43H118ZM171 44H172V43H171ZM176 44H178V43L176 42ZM191 44H192V43H191ZM218 44H219V43H218ZM218 44H217V45H218ZM239 44H240V42H239ZM244 44H246V43H244ZM244 44H243V45H244ZM247 44H246V45H247ZM252 44H253V42H252ZM262 44H263V43H262ZM166 45H167V44H166ZM168 45L170 46V44H168ZM174 45H175V44H173V47H172V48H174ZM195 45H196V44H195ZM195 45H192L191 47H193V46H195ZM201 45H202V44H201ZM207 45H208V44H207ZM250 45H251V44H250ZM257 45H258V44H257ZM59 46H60V45H59ZM110 46H111V45H110ZM116 46H117V45H116ZM161 46H162V45H161ZM179 46H180V45L178 44V49H179ZM181 46H182V44H181ZM196 46H197V45H196ZM204 46H205V45H204ZM236 46H237V45H236ZM254 46H256V45L254 44ZM263 46H264V44H263ZM125 47H126V46H125ZM166 47H167V46H166ZM182 47H183V46H182ZM244 47H245V46H244ZM259 47H260V46H259ZM57 48H58V47H57ZM170 48H171V47H170ZM170 48H169V49H170ZM185 48H187V47H185ZM196 48H197V47H196ZM201 48H203V47H201ZM207 48H208V47H207ZM242 48H243V46H242ZM246 48H247V47H246ZM249 48H250V46H249ZM253 48H255V47H253ZM256 48H257V47H256ZM262 48H263V47H262ZM111 49H112V48H111ZM161 49H162V48H161ZM180 49H181V48H180ZM191 49H194V48H191ZM197 49L199 50V47H198ZM197 49H196L195 51L192 50V52H195V57H196L195 59L193 58V61H195V60L197 59V56H196V55H197V54H196V53H197ZM212 49H213V48H212ZM212 49H211V47H210V50H212ZM236 49L238 50L239 48L237 47ZM263 49H264V48H263ZM183 50H184V49H183ZM187 50L189 51V49H187ZM214 50H216V49H214ZM240 50H241V49H240ZM243 50H246V49H243ZM254 50H255V49H254ZM259 50H260V49H259ZM115 51H117V50H115ZM123 51H124V50H123ZM160 51H161V50H160ZM172 51H173V50H172ZM200 51H202V50H200ZM204 51H206L205 48H204ZM207 51H208V50H207ZM238 51H239V50H238ZM252 51H253V50H252ZM252 51L250 50V53H249V55H248L247 58L251 59V56H253L252 53H254V52H252ZM261 51H262V49H261ZM10 52H11V51H10ZM198 52H199V51H198ZM208 52H209V51H208ZM218 52H219V51H218ZM227 52H226V53H227ZM244 52H245V51H244ZM255 52H256V50H255ZM257 52H258V55H259V51H257ZM263 52H264V51H263ZM263 52H262V53H263ZM112 53H113V52H112ZM124 53H125V52H124ZM187 53H188V52H187ZM201 53H202V52H201ZM201 53H200V55H202ZM212 53H213V52H212ZM222 53L224 54L225 52H222ZM222 53H221V54H222ZM235 53H236V50H235ZM242 53H243V52H242ZM246 53H247V51H246ZM0 54H1V53H0ZM174 54H175V53H174ZM178 54H179V53H178ZM204 54H205V53H204ZM204 54H203V55H204ZM217 54H218V53H217ZM223 54H222V56H223ZM232 54H233V53H232ZM238 54H239V53H238ZM254 54H255V53H254ZM263 54H264V53H263ZM186 55H187V54H186ZM203 55H202V56H203ZM214 55H215V54H214ZM224 55H225V54H224ZM227 55H228V54H227ZM229 55H230V54H229ZM236 55H237V54H236ZM256 55H257V53H256ZM211 56H213V55H211ZM216 56H218V55H216ZM219 56H221V55H219ZM230 56H231V55H230ZM238 56H239V55H238ZM246 56H247V55H246ZM254 56H255V55H254ZM260 56H261V55H260ZM12 57H14V56H12ZM20 57H21V56H20ZM86 57H87V56H86ZM90 57H91V56H90ZM177 57H178V55H177ZM203 57H204V56H203ZM235 57H237V56H235ZM240 57H242V55H241ZM10 58H11V57H10ZM18 58H19V57H18ZM87 58H89V57H87ZM178 58H179V57H178ZM189 58H190V57H189ZM215 58H216V57H215ZM218 58H219V57H218ZM218 58H217V59H218ZM221 58H222V57H221ZM223 58H224V57H223ZM225 58H226V56H225ZM232 58H234V55H233ZM238 58H239V57H238ZM238 58H236V60H237ZM164 59H165V58H164ZM198 59H199V58H198ZM204 59H206L205 61H207V59H209V57H208V58H204ZM204 59H203V60H204ZM212 59H214V58H212ZM234 59H235V58H234ZM252 59H254V58L252 57ZM252 59H251V60H252ZM259 59H260V58H259ZM261 59H263V58H261ZM8 60H9V59H7L6 61H8ZM14 60H15V57L13 58V60L10 59V61H12V62H11L12 64H13ZM201 60H202V59H201ZM203 60H202V61H203ZM210 60H211V59H210ZM210 60H208V61H210ZM226 60H227V59H226ZM239 60H240V59H239ZM254 60H255V59H254ZM257 60H258V59H257ZM2 61H3V60H1V62H2ZM6 61H5V62H6ZM10 61H9V62H10ZM198 61H199V60H198ZM215 61H217V60H214V62H215ZM237 61H238V60H237ZM240 61H241V60H240ZM247 61H248V59H247ZM9 62H8V63H9ZM18 62H19V61H18ZM195 62H196V61H195ZM195 62H194V65H196V64L199 65V64H200V63H197V62H196V64H195ZM210 62H211V61H210ZM214 62L212 61V63H214ZM224 62H225V61H224ZM262 62H263V61H262ZM8 63H6V66H7V67H10L11 63H9V65H7ZM23 63H24V62H23ZM23 63H22V64H23ZM204 63H205V62H203L202 64H204ZM216 63H217V62H216ZM216 63H215V64H216ZM226 63H227V62H226ZM255 63H256V62H255ZM20 64H21V63H20ZM20 64H19V65H20ZM22 64H21V67L19 66L21 69H22ZM26 64H27V63H26ZM26 64H25V65H26ZM30 64H31V66H32V63H30ZM30 64H29V67H31ZM205 64H208V63L206 62ZM249 64H250V62H249ZM249 64H248V66H249ZM253 64H254V63H253ZM263 64H264V63H263ZM263 64H261V62H259V65H260V66L263 65ZM1 65H3V66L5 67V63H4V62H3V64L1 63ZM37 65H38V64H37ZM198 65H197V67H198ZM209 65H210V67L212 68V64L209 63ZM257 65H258V64H257ZM13 66H14V64L11 66V68H12ZM39 66H40V65H39ZM46 66L48 67L47 64H46ZM191 66H192V65H191ZM203 66H205V65H203ZM203 66L200 65V67H203ZM241 66H242V65H241ZM241 66H240V67H241ZM248 66H247V68H248ZM254 66H255V65H254ZM1 67H2V66H1ZM1 67H0V68H1ZM47 67H46V69H47ZM197 67H196V68H197ZM210 67H209V68H210ZM214 67H215V66H214ZM242 67H243V66H242ZM242 67H241V68H242ZM250 67H252V66L250 65ZM250 67H249V68H250ZM2 68H3V67H2ZM2 68H1V69H2ZM5 68H6V67H5ZM14 68H16V67H13V69H14ZM17 68H18V67H17ZM23 68H24V65H23ZM44 68H45V67H44ZM65 68H67V67L65 66ZM68 68H69V67H68ZM194 68H195V67H194ZM241 68H240V70H243L244 67H243L242 69H241ZM249 68H248V69H249ZM252 68H254V67H252ZM262 68H263V66H262ZM262 68H261V69H262ZM18 69H19V68H18ZM18 69H17V70H18ZM28 69H29V68H27V70H28ZM39 69H40V67H39ZM39 69H38V70H39ZM55 69H56V68H55ZM59 69H62V67L59 68ZM199 69H203V68H199ZM199 69H198V70H199ZM207 69H208V68H207ZM212 69H213V68H212ZM234 69L238 70L236 67H235ZM245 69H246V68H244V72H245ZM248 69H247V70H248ZM255 69L257 70V68H255ZM6 70L8 71L7 68H6ZM6 70H5V71H6ZM9 70H10V68H9ZM67 70H68V69H67ZM205 70H206V69H205ZM205 70H204V71H205ZM208 70H209V69H208ZM214 70H215V68H214ZM214 70H213V71H214ZM249 70H251V68H250ZM252 70H254V69H252ZM262 70H264V69H262ZM1 71H2V70H1ZM7 71H6V72H7ZM10 71H11V70H10ZM20 71H21V70H20ZM20 71H19L18 73H20ZM55 71H56V70H55ZM58 71H60V70H58ZM61 71H62V70H61ZM68 71H69V70H68ZM195 71H197V70L195 69ZM200 71H201V70H199V72H200ZM206 71H207V70H206ZM206 71H205V72H206ZM209 71H210V70H209ZM6 72H4V73H6ZM8 72H9V71H8ZM8 72H7V74H8ZM12 72H14V71H11V72H9V73L12 74ZM23 72H24V69H23L22 73H23ZM26 72H27V71H26ZM48 72L50 73V70H49ZM52 72H53V71H52ZM54 73H55V72H54ZM58 73H59V72H58ZM62 73H63V72H60V74H62ZM197 73H198V72H197ZM201 73H202V72H201ZM201 73H200V74H201ZM203 73H204V72H203ZM254 73H255V72L253 71V74H254ZM15 74H16V73H14V75H15ZM56 74H57V73H56ZM205 74H206V75H204V77L207 76V75L210 74V73H207V72H206ZM14 75H13V76H14ZM50 75H51V74H50ZM63 75H65V74H63ZM63 75L61 76V78L63 77ZM202 75H203V74H202ZM202 75H201V76H202ZM213 75H214V74H213ZM213 75H212V76H213ZM216 75H217V74H216ZM8 76L11 78L12 75H9V74H8ZM16 76H17V75H16ZM22 76H23V75H22ZM194 76H195V75H194ZM212 76H211V77H212ZM42 77H43V76H42ZM53 77H54V76H53ZM65 77H66V76H65ZM196 77H197V76H196ZM204 77H203V78H204ZM221 77H222V76H221ZM3 78H4V74H3ZM14 78H15V76H14ZM16 78H17V77H16ZM54 78H55V77H54ZM58 78H59V77H58ZM75 78H76V77H75ZM206 78H207V77H206ZM206 78H205V79H206ZM218 78L220 79V77H218ZM4 79H6V75H5V78H4ZM56 79H57V76H56ZM56 79H55V80H56ZM63 79H64V77L61 79L62 82H64ZM76 79H77V78H76ZM76 79H75V80H76ZM196 79H197V78H196ZM209 79H210V76H209ZM0 80H1V79H0ZM30 80H31V78H30ZM47 80H48V79H47ZM58 80H59V79H58ZM58 80H57V81H58ZM70 80H71V82H72V80H74V78H72V79H70ZM70 80H69L68 82H70ZM75 80H74V81H75ZM78 80H79V79H77L75 82H77ZM210 80H211V79H210ZM5 81H6V80H4V82H5ZM51 81H53V80H51ZM61 81H60V83H61ZM202 81H204V80H201V82H202ZM2 82H3V79H2ZM9 82H11V80H10ZM9 82H8V83H9ZM13 82H14V79H13ZM80 82H81V81H80ZM204 82L206 83V81H204ZM204 82H203V84H204ZM6 83H7V82H6ZM14 83H15V82H14ZM14 83H13V84H14ZM46 83H47V82H46ZM50 83H51V82H50ZM52 83H56V84H57V82H54V81H53ZM58 83H59V82H58ZM60 83H59V84H60ZM66 83H67V82H66ZM66 83H65V84H66ZM73 83H74V82H73ZM199 83H200V81H199ZM237 83H238V82H237ZM241 83H242V82H241ZM23 84H25V82H23L22 85H23ZM36 84H37V83H36ZM69 84H70V83H68V85H69ZM77 84H79V82H77ZM2 85H3V84H2ZM5 85H6V84H4L3 86L6 87ZM15 85H16V84H15ZM22 85H21V86H22ZM46 85H47V84H46ZM52 85H53V84H52ZM57 85H58V84H57ZM68 85H66V87H68ZM79 85H80V84H79ZM199 85H200V84H199ZM236 85H237V84H236ZM238 85H239V84H238ZM13 86H14V85H13ZM16 86H17V85H16ZM33 86H34V85H33ZM54 86H55V85H54ZM54 86H53V88H52V86L50 85V87L52 88L51 90L54 89ZM58 86H62V88H60L61 90H59V91H62V89L64 88V87H63V83H61V85H58ZM58 86L55 87V88H59ZM204 86H205V85H204ZM23 87H24V86H23ZM47 87H48V86H46V89H47ZM50 87H49V89H50ZM69 87L72 88V90H73V87H71V86H69ZM74 87H77V86L75 85ZM78 87H79V86H78ZM0 88H1V87H0ZM7 88H8V87H7ZM11 88H12V87H11ZM11 88H10V89H11ZM16 88H17V87H16ZM24 88H25V87H24ZM43 88H45V86H43ZM80 88H81V87H80ZM4 89H5V88H3V90H4ZM10 89H8V90H9V91H7L8 93L6 92L7 89H5L4 92H6L7 94H9ZM19 89H20V88H19ZM29 89H30V88H28V90L25 89L26 91H25L24 93H22L24 90H23V91H22V90H18V91H20V92L22 91L21 93H22V95L24 94V96H25V93H26L27 91H28V94L31 95V93H29ZM1 90H2V88H1ZM3 90H2V91H3ZM51 90H50V91H51ZM77 90L79 91V95L76 94V96L78 95L77 98H79V96L81 95L80 92H82L83 90H81V89H80L81 91H80L79 89H77ZM124 90H125V89H124ZM12 91H13V90H11V92H12ZM14 91H17V89L15 90V88H14ZM14 91H13L14 94L11 95V96H13V99H14V100H13V99H11V100H12V101H15L14 104L16 105V104H17V100H15V98H18V96H19V95H18L19 92L17 91V93H18V94H17V93H15ZM50 91H48V92H50ZM54 91H55V90H54ZM56 91H57V89H56ZM73 91H74V90H73ZM78 91H77V93H78ZM233 91H235V90H233ZM0 92H1V91H0ZM4 92H3V93H4ZM31 92H32V91H31ZM41 92H42V91H41ZM43 92L45 93L46 91H43ZM48 92H46V93H48ZM57 92H58V91H57ZM57 92H56V94H57ZM62 92H63V91H62ZM66 92H67V90H66ZM21 93H20V94H21ZM33 93H34V92H33ZM44 93H42V94H44ZM46 93H45V94H46ZM68 93H70V91H69ZM71 93H72V92H71ZM15 94H17L18 96H15V98H14V95H15ZM28 94H27V95H28ZM34 94H35V93H34ZM48 94H51V93H48ZM56 94H55V95H56ZM63 94H64V93H62V95H63ZM88 94H89V92H88ZM136 94H137V91H136ZM5 95H6V94H5ZM9 95H10V94H9ZM9 95H8V96H9ZM27 95L25 96L26 98H28ZM35 95H36V94H35ZM39 95L41 96V94H39ZM62 95H61V96H62ZM64 95H65V94H64ZM71 95H72V94H71ZM32 96H34V95L32 94L30 97H32ZM36 96H37V95H36ZM61 96H60V95H59V97L56 96V98H57V99H58V98L60 99ZM66 96H67V93H66ZM74 96H75V94H74ZM74 96H72V98H73ZM0 97H1V94H0ZM9 97H10V96H9ZM9 97H8L7 99H9ZM30 97H29V98H30ZM44 97H46V95H44ZM48 97L50 98L49 95H48ZM48 97H47V98H48ZM52 97L55 98L54 96H52ZM68 97H69V96H68ZM70 97H71V96H70ZM220 97H221V96H220ZM5 98H6V97H4L3 99H5ZM10 98H11V97H10ZM19 98H20V97H19ZM23 98H24V97H23ZM56 98H55V99H56ZM74 98H75V97H74ZM88 98H89V97H88ZM90 98H91V97H90ZM1 99H2V97H1ZM1 99H0V102L2 101ZM7 99H6V100H7ZM30 99L32 100V98H30ZM57 99L55 100V101H57V102H55V103H57V105L60 106V105H59L60 103H59L58 101L61 102V101H62V100H61L62 98H61L60 100H59V99L57 100ZM70 99H71V98H70ZM75 99H76V98H75ZM140 99H141V97H140ZM209 99H210V98H209ZM233 99H234V97H233ZM6 100H5V102H6ZM19 100H20V99H19ZM22 100H23V99H22ZM22 100H21V101H22ZM28 100H29V99H28ZM28 100H27V101H28ZM71 100H72V99H71ZM76 100H77V99H76ZM109 100H110V99H109ZM7 101H8V103H9V100H7ZM12 101H10V104H9V105H12L13 107H11V106H9V105H8V107L13 108L12 111H14V108H15V107H16V108H19L20 105H19V107H17L18 105H16V106L13 105V104H12V103H13ZM25 101H26V100H25ZM25 101H23V102H24L23 104H26V103H27V101H26V102H25ZM34 101H35V100H33V102H34ZM42 101H43V103L46 104L45 101H47V100L44 99V100H42ZM48 101H49V100H48ZM48 101H47V102H48ZM50 101H51V100H50ZM107 101H108V100H107ZM107 101H106V102H107ZM139 101H140V100H139ZM139 101H138V102H139ZM159 101H160V100H159ZM233 101H234V100H233ZM240 101H241V100H240ZM11 102H12V103H11ZM18 102H19V101H18ZM83 102H84V101H83ZM87 102H89V101H87ZM104 102H105V101H104ZM142 102H143V101H142ZM236 102L239 103V101H237V100L235 101V103H236ZM8 103L6 102L5 104H8ZM21 103H22V102H21ZM21 103H20V104H21ZM40 103H41V102H40ZM53 103H54V100H53ZM53 103H51V104H53ZM58 103H59V104H58ZM76 103H78V102H75L74 105H76ZM240 103H242V102H240ZM1 104H2V103H1ZM1 104H0V105H1ZM28 104H29V103H28ZM28 104H27V105H28ZM32 104H33V103H32ZM34 104H36V103L34 102ZM34 104H33V105H34ZM62 104H63V103H62ZM62 104H61V105H62ZM91 104H92V103H91ZM172 104H174V103H172ZM46 105H49V104H46ZM130 105H131V104H130ZM143 105H144V104H143ZM178 105H179V104H178ZM229 105H230V103H229ZM229 105H228V106H229ZM237 105H238V104H237ZM240 105H241V104H240ZM240 105H239V107L241 108ZM250 105H251V104H250ZM1 106H3L4 109L7 108V105H6V108H5V105H1ZM21 106L23 107V105H21ZM41 106H42V103H41ZM50 106H52V105H50ZM55 106H56V104H55ZM58 106H56V107H58ZM71 106L73 107V105H71ZM96 106H97V105H96ZM251 106H252V105H251ZM22 107H21V108H22ZM38 107L41 109L40 105H38ZM42 107H43V106H42ZM48 107H49V106H48ZM52 107H53V109L55 108V107H54V104H53ZM60 107H61V106H60ZM63 107H64V106H63ZM77 107H78V106H76L75 108L77 109ZM233 107H234V106H233ZM239 107H237V108L239 109ZM11 108H10V111H11ZM16 108H15V109H16ZM25 108L28 109V107H25V106H24V107L22 108V111H23V109H25ZM31 108H33V107H31ZM31 108H30V109H31ZM49 108H51V107H49ZM66 108H67V107H66ZM75 108H74V110L77 111ZM124 108H125V107H124ZM169 108H170V107H168V109H169ZM172 108H173V106H171L170 109H172ZM176 108H178V107L176 106ZM223 108H226V107L223 106ZM260 108H261V107H260ZM0 109H2V107H0ZM34 109H35V106H34ZM40 109H37V110L40 111ZM43 109L46 110L47 107H46V109H45V107H43ZM58 109H60V111H61V108H57V110H58ZM144 109H145V107H144ZM2 110H3V109H2ZM7 110H8V109H7ZM17 110H18V109H17ZM48 110H49V109H48ZM51 110H52V109H51ZM51 110H49V112H50ZM55 110H56V109H55ZM55 110H52V111H55ZM64 110H65V109H64ZM64 110H63V112H64ZM74 110H73V111H74ZM88 110H89V109L87 108L86 111L89 112ZM92 110H93V109H92ZM111 110H112V109H111ZM166 110H167V109H166ZM173 110H174V109H173ZM10 111H8V112L6 111V115H7V117H8V116H9V117H11V116L13 117V116H14V114H13L12 111H11V112H12V113H11V116L8 114V113H10ZM27 111H28V110H27ZM42 111H43V110H42ZM52 111H51V113H52ZM58 111H59V110H58ZM65 111H67V110H65ZM83 111H84V110H83ZM97 111H98V110H97ZM260 111H261V109H260ZM260 111H259V112H260ZM14 112H15V111H14ZM49 112H48V113H49ZM55 112H56V111H55ZM55 112H53V113H55ZM84 112H85V111H84ZM109 112H110V110H109ZM109 112H107V113H109ZM112 112H113V111H112ZM167 112L169 113V111H167ZM170 112H171V111H170ZM228 112H230V111H227V113H228ZM2 113H4V110L2 111ZM20 113H21V111H20ZM35 113H41V111H40V112H36V111H35ZM53 113H52V114H53ZM56 113H57L58 116H59V113H58V112H56ZM73 113H74V112H73ZM157 113H158V112H157ZM230 113H231V112H230ZM230 113H229V114H230ZM21 114H22V113H21ZM21 114H20V115H21ZM26 114H27V113H26ZM26 114H25V115H26ZM42 114H43V112H42ZM57 114H56V115H57ZM75 114H76V113H75ZM82 114H83V113H82ZM85 114L87 115V113H85ZM130 114H131V113H130ZM165 114H166V113H165ZM248 114H249V113H248ZM259 114H260V113H259ZM23 115H24V113H23ZM23 115H22V116H23ZM39 115H40V114H37V115H36L37 118H38ZM44 115H45V116H44ZM44 115H43V116H44V118H45V117H46L45 111H44ZM49 115H50V114H49ZM53 115H54V114H53ZM56 115H55V116H56ZM72 115H74V114H72ZM106 115H108V114H106ZM111 115H112V114H111ZM0 116H2V115L0 114ZM4 116H5V115H4ZM40 116H41V118H42V115H40ZM55 116H54V117H55ZM60 116H61V117H60ZM60 116H59V118H62L61 120H62V121H65L64 119L68 116V114H67L66 117H64L65 115H64L63 113H61ZM62 116H63V117H62ZM130 116H131V115H130ZM154 116H155V115H154ZM7 117H6V119H7ZM9 117H8V118H9ZM48 117H49V116H48ZM70 117H71V116L68 117V120L70 119ZM236 117H237V116H236ZM261 117H262V116H261ZM19 118H20V117H19ZM44 118H42V119H44ZM50 118H51V116H50ZM169 118H170V117H169ZM224 118H225V117H224ZM231 118H232V117H231ZM13 119H14V117H13ZM20 119H21V118H20ZM22 119H23V118H22ZM27 119H28V117H27L25 120H27ZM54 119H55V120H54ZM56 119H58V117L53 118V120L56 122V124H57V122L60 123V121H56ZM72 119H73V118H72ZM262 119H264V118H262ZM2 120H4V121H3V123H4V122H8L7 120H9V119H7V120L5 121V119H3V117H2ZM14 120H15V119H14ZM17 120H18V119H17ZM17 120H16V121H17ZM39 120H40V118L38 119L37 124H38L39 122L42 123V121H43V120H40V121H39ZM48 120H49V119H46V121L49 123L50 120H49V121H48ZM12 121H13V120H12ZM12 121H9V122L12 123ZM30 121H31V120H30ZM32 121H33V120H32ZM54 121H53V123H55ZM220 121H221V120H220ZM9 122H8V124H9ZM19 122H20V121H19ZM25 122H26V121H25ZM25 122H24V123H25ZM44 122H45V121H44ZM47 122H46V124H47ZM186 122H187V121H186ZM3 123H2V124H3ZM11 123L9 124V126L11 125ZM41 123H40V125H41ZM59 123H58V124H59ZM63 123H64V122H63ZM65 123H66V122H65ZM152 123H153V122H152ZM2 124H1V126H2ZM6 124H7V123H6ZM6 124H3V125L5 126ZM18 124H19V123L16 122L14 125H18ZM21 124H22V123H21ZM31 124H32V122H31ZM61 124H62V122H61ZM72 124L75 125L74 123H72ZM72 124L69 126L70 128L74 127ZM225 124H226V123H225ZM14 125H13V126H14ZM19 125H20V124H19ZM40 125H39V126H40ZM51 125H52V126H51V129H52V127H53L55 124L53 125V124H52V121H51ZM59 125H60V124H59ZM66 125H67V124H66ZM68 125H69V123H68ZM76 125L78 126L79 123L76 124ZM4 126H3V128H4ZM47 126H49V125L47 124ZM55 126H56V125H55ZM57 126H58V125H57ZM77 126H75L76 128H74L75 131H76V129H77ZM223 126H225V125H223ZM262 126H263V125H262ZM5 127H6V126H5ZM15 127H16V128H19V127H21V126H19V127L15 126ZM15 127H14V129H15ZM67 127H68V126H66V127H62V126H61V128H63V129H65V128H67ZM78 127H79V126H78ZM221 127H222V126H221ZM3 128H1V129H3ZM6 128H7V127H6ZM12 128H13V127H12ZM36 128H37V127H36ZM36 128H35V129H36ZM40 128H41V127H39V130H40ZM70 128H69L68 131H71ZM87 128H88V127H87ZM190 128H191V127H190ZM196 128L198 129V127H196ZM196 128L194 127V130H195ZM223 128H224V127H223ZM235 128H237V127H235ZM1 129H0V130H1ZM19 129H20V128H19ZM19 129H16V131L19 130ZM45 129H46V128H45ZM51 129H50V130H51ZM54 129H55V128H54ZM57 129H58V128H57ZM63 129H60V130H62V133H63ZM72 129H73V128H72ZM78 129H80V128H78ZM82 129H83V128H82ZM192 129H193V128H192ZM219 129H220V128H219ZM225 129H226V128H225ZM242 129H243V128H242ZM256 129H257V128H256ZM256 129H255V130H256ZM258 129H259V128H258ZM7 130H9V132H10V129L7 128ZM52 130H53V129H52ZM52 130H51V132H52ZM66 130H67V129H66ZM85 130H87V129L85 128ZM99 130H100V131L102 130L101 127H100ZM166 130L168 131V129H166ZM184 130H185V129H184ZM217 130H218V129H217ZM244 130H245V129H244ZM250 130H252V129H250ZM255 130H253V133H255V132H254ZM3 131H5V130L3 129ZM19 131H20V130H19ZM19 131H17V135H18V132H19ZM58 131H59V130H58ZM64 131H65V130H64ZM68 131H67V133H68ZM77 131L80 133V130H77ZM77 131H76V132H77ZM102 131H103V130H102ZM167 131H166V132H167ZM195 131H198V130H195ZM224 131H225V130H224ZM224 131H223V133H224ZM235 131L238 133V130H235ZM6 132H7V131H5V133H6ZM11 132H12V130H11ZM14 132H15V131H13V133H14ZM36 132H37V131H36ZM38 132H40V131H38ZM49 132H50V131H49ZM73 132H74V130H72L71 133H73ZM93 132H94V131H93ZM181 132H182V131H181ZM184 132H185V131H184ZM191 132H192V131H191ZM216 132H217V131H216ZM218 132H219V130H218ZM225 132H226V131H225ZM236 132H235V133H236ZM13 133H12V134H13ZM15 133H16V132H15ZM53 133H54V132H53ZM56 133H57V132H56ZM56 133H54V135H55ZM69 133H70V132H69ZM69 133H68V134H69ZM71 133H70V135H71ZM79 133H76V134H79ZM99 133H100V132H99ZM169 133H170V132H169ZM223 133H222V134H223ZM235 133L233 134L234 136H235ZM237 133H236V135H237ZM3 134H4V132H3ZM8 134H9V133H8ZM8 134H5V135L7 136ZM12 134L10 135V138H11ZM32 134H33V133H32ZM59 134H60V133H59ZM149 134H150V130H149ZM163 134H165V131H163ZM167 134H168V133H167ZM187 134H188V133H187ZM218 134H219V133H218ZM222 134H221V135H222ZM255 134H257V135L260 136V133H259V132H258V133L256 132ZM261 134H264V133L261 132ZM1 135H2V134H1V132H0V136H1ZM15 135H16V134H13V136H15ZM17 135H16V136H17ZM52 135H53V134H52ZM97 135H98V133H97ZM151 135H152V134H151ZM185 135H186V134H185ZM13 136H12L11 139L14 138ZM24 136H25V135H24ZM55 136H56V135H55ZM60 136H61V135H59V137H60ZM73 136H74V134H73ZM75 136H77V135H75ZM98 136H99V135H98ZM149 136H150V135H149ZM158 136H159V135H158ZM161 136H162V135H161ZM166 136H168V135H165V137H163V136H162V137H163V138H166ZM237 136H238V135H237ZM237 136H236V137H237ZM4 137H5V136L2 137V141H3V138H4ZM33 137H34V136H33ZM57 137H58V136H57ZM64 137H67V138H65L66 141L69 140L70 138H72V137L69 138L68 136H65V132H64V134H63V138H64ZM80 137H81V136H80ZM99 137H100V136H99ZM101 137H102V136H101ZM188 137H189V136H188ZM190 137H191V136H190ZM236 137H235V138H236ZM243 137H244V136H243ZM253 137H254V136H253ZM61 138H62V136H61ZM68 138H69V139H68ZM102 138H103V137H102ZM163 138H161L162 141H163ZM167 138H168V137H167ZM244 138H245V137H244ZM250 138H252V137L250 136ZM254 138L257 139V138H256V135H255ZM80 139H81V138H80ZM95 139H96V137H95ZM172 139H173V137H172ZM176 139H177V137H176ZM246 139H247V138H246ZM246 139H245V140H246ZM255 139H254V140H255ZM16 140H17V139H16ZM21 140H23V137H22ZM39 140H40V139H39ZM51 140H52V139H51ZM61 140H62V139H61ZM61 140H60V141H61ZM72 140H73V139H72ZM159 140H160V139H159ZM218 140H219V139H217V141H218ZM228 140H229V138L227 139V141H228ZM263 140H264V139H263ZM263 140H261V141H263ZM8 141H9V140H8ZM29 141H30V140H29ZM54 141H59V140L56 139V140H54ZM62 141H63V140H62ZM64 141H65V140H64ZM179 141H180V140H179ZM255 141H256V140H255ZM10 142H11V140H10ZM10 142H9V143H10ZM13 142H14V141H13ZM52 142H53V140H52ZM70 142H71V141H70ZM160 142H161V141H160ZM180 142H181V141H180ZM180 142L177 141V143H180ZM182 142H183V141H182ZM196 142H197V141H196ZM229 142H232V140L229 141ZM257 142L260 143V140L257 139ZM53 143H54V142H53ZM64 143H66V142H64ZM68 143H69V141H68ZM76 143H77V140H76ZM219 143H220V140H219ZM235 143H236V145H237V142H235ZM259 143H258V144H259ZM262 143H263V144H262ZM6 144H7V143H6ZM35 144H36V143H35ZM47 144H48V143H47ZM50 144H51V142H50ZM100 144H101V143H100ZM238 144H241V143H240V140H239ZM251 144H253V142H252ZM254 144H255V143H254ZM13 145H15V144H13ZM54 145H56V144H54ZM59 145H60V144H59ZM66 145H67V144H66ZM163 145H165V144H163ZM185 145H186V144H185ZM203 145H204V144H203ZM208 145H209V144H208ZM221 145H222V143H221ZM230 145H231V144H230ZM241 145H242V144H241ZM260 145H263V148H264V141L261 142ZM20 146H21V145H20ZM34 146H35V145H34ZM51 146H53V144H51ZM56 146H57V145H56ZM72 146H73V144H72ZM197 146H199V145H197ZM197 146H196V147H197ZM223 146H224V145H223ZM234 146H235V145H234ZM234 146H233V147H234ZM239 146H240V145H239ZM239 146H236V147L238 148ZM253 146H255V145H253ZM253 146L251 145L250 147H249V146H248V147H249L250 149H251V147H252V149H253ZM8 147H9V146H8ZM11 147H14V146H11ZM35 147H36V146H35ZM54 147H55V146H54ZM156 147H157V146H156ZM179 147H180V146H179ZM189 147H190V145H189ZM200 147H201V146H200ZM233 147L231 146L230 149H233ZM240 147H241V148H240ZM240 147H239L240 151H241V149H242V150L244 149V148H242L243 146H240ZM248 147H247V148L245 147V148L248 149L247 151H248V153H249L250 150H249ZM258 147H259V146H258ZM260 147H261V146H260ZM23 148H24V147H23ZM52 148H53V147H52ZM55 148H56V147H55ZM162 148H163V147H161V148H159V149L161 150ZM180 148H181V147H180ZM183 148H184V145H183ZM191 148H193V147H191ZM221 148H224V147H221ZM228 148H229V147H228ZM228 148L226 149V151H228V152L230 151V153H231L232 150H228ZM237 148L234 147L235 151L238 150ZM263 148H262V151L264 150ZM12 149H13V148H12ZM14 149H15V148H14ZM18 149H19V148H18ZM56 149H57V148H56ZM106 149H107V148H106ZM168 149H169V148H168ZM168 149H166V150H168ZM186 149H187V148H186ZM213 149H214V148H213ZM234 149H233V150H234ZM236 149H237V150H236ZM256 149H257L258 151H257ZM1 150H2V149H1ZM166 150H165V151H166ZM178 150H179V148H178ZM181 150H183V149H181ZM198 150L200 151V148H199ZM253 150H256V154L258 155V153L260 152L261 148H260V149H258V148H254ZM253 150H251V151H252V152H251V153H252L251 155H253ZM8 151H10V150L7 149L5 152L7 153ZM52 151H53V149H52ZM161 151H162V150H161ZM196 151H197V150H196ZM218 151H220V150H218ZM240 151H239V152H240ZM243 151H244V150H243ZM10 152H11V151H10ZM56 152H57V151H56ZM63 152H64V151H63ZM127 152H128V151H127ZM228 152H227V153H228ZM254 152H255V151H254ZM14 153H15V152H14ZM47 153H48V152H47ZM57 153L60 154V152H57ZM61 153H62V152H61ZM105 153H106V152H105ZM166 153H167V151H166ZM200 153H201V152H200ZM206 153H207V151H206ZM218 153H219V152H218ZM218 153H217L216 155H219V156H220V153H222V152H220L219 154H218ZM225 153H226V152H225ZM230 153H229V154H230ZM234 153H236V152H234ZM234 153H231L230 155H234ZM241 153L244 154L243 152H241ZM261 153H262V152H260V155H261ZM26 154H27V153H26ZM34 154H35V153H34ZM52 154H53V153H52ZM52 154H51V155H52ZM59 154H58V157L60 156ZM161 154H162V153H160V155H161ZM229 154H227V156H228L229 158H225V161H226L227 159H229V160H228L229 162H230L231 160H234V161H233V162H234L233 164L236 165V163H235V159L238 160L239 156H238V158H237V157H236L237 154H236V156H230ZM238 154H240V153H238ZM242 154H240V155L243 156ZM245 154H246L245 156H247V153H246V152H245ZM249 154H250V153H249ZM256 154L254 153V155H253L254 157H253V158H257V157H258V156H255ZM4 155H5V153H4ZM61 155H62V154H61ZM70 155H71V154H70ZM156 155H158V154H156ZM165 155H166V154H165ZM205 155H206V154H205ZM207 155H208V153H207ZM207 155H206V157H207ZM210 155H211V154H210ZM210 155L208 156V159H209V160L212 158ZM216 155H214V157H215ZM224 155H226V154H224ZM7 156H8V154H7ZM16 156H17V155H16ZM24 156H25V155H24ZM88 156H89V155H88ZM143 156H144V155H143ZM161 156H163V155H161ZM197 156H198V155H196V156H194V157L192 156L194 160H193V159H189V160L186 159V160H187V161H186V160L184 159V161H183L184 163H183V164H185L186 162H187V163H190V162H188V161H191V162H193V161H195V160L199 161L197 158L200 157L201 155L198 156V157H197ZM227 156H226V157H227ZM261 156H262V157H261V159H262L264 156H263V155H261ZM5 157H6V156H5ZM46 157H47V155H46ZM48 157H49V156H48ZM100 157H101V156H100ZM132 157H133V156H132ZM156 157H157V156H156ZM156 157H155V158H156ZM158 157H160V156L158 155ZM169 157H170V156H168V158H169ZM189 157H190V156H189ZM189 157H188V158H189ZM192 157H190V158H192ZM196 157H197V158H196ZM206 157H204V158H205L204 160L206 161V164H205V161H203L201 157L199 158L200 161H203V163H204V167H205V168L208 166V165H207L208 163H209V165H211L210 162H207L208 159L206 160ZM209 157H211V158H209ZM217 157H218V156H217ZM220 157H221V156H220ZM233 157H234V158L236 157V158L234 159ZM251 157H252V156H251ZM16 158H17V157H16ZM150 158H151V157H150ZM150 158H149V159H150ZM160 158H161V157H160ZM160 158H159V159H160ZM163 158H164V157H163ZM168 158H167V159H168ZM170 158H171V157H170ZM180 158H181V155H180ZM185 158H186V157H185ZM195 158H196V159H195ZM232 158H233V159H232ZM245 158H246V157H245ZM253 158H250V159L252 160ZM259 158H260V157H259ZM14 159H15V158H14ZM29 159H32V158H29ZM100 159H101V158H100ZM152 159H153V158H152ZM157 159H158V158H157ZM219 159H220V158H219ZM239 159H241V158H239ZM243 159H244V158H243ZM243 159H242L243 162H244V160H245V162H246V160L250 161L249 158L244 159V160H243ZM261 159H260V160H261ZM12 160H13V159H12ZM15 160H16V159H15ZM22 160H23V157H22ZM162 160H163V159H162ZM165 160H166V158H165ZM192 160H193V161H192ZM209 160H208V161H209ZM213 160L217 162V159L215 160V158H213ZM213 160H212V161L210 160V161H211V162H214ZM260 160H258L259 163H258V164L256 163V164H257V168H258V170H260V172H262V170L264 169V162H263L264 160H263V159H262L263 161H260ZM13 161H14V160H13ZM13 161H12V162H13ZM16 161H17V160H16ZM20 161H21V160H20ZM20 161H18V162H20ZM31 161H32V160H31ZM31 161H29V162H30V163L33 162L32 164H34V160H33L32 162H31ZM38 161H40V159L38 160V157H37V161H36V162H38ZM52 161H53V160H52ZM119 161H120V160H119ZM148 161H149V160H148ZM155 161H156V160H155ZM180 161H181V160H180ZM185 161H186V162H185ZM197 161L194 162L195 164L193 163V164H194V168H195V167H198V168H199V166H200L198 163H197V165H199V166H195ZM223 161H224V160H223ZM256 161H257V160H256ZM127 162H128V161H127ZM139 162H140V161H139ZM216 162H214V163L216 164ZM218 162H219V161H218ZM239 162H240L241 164L243 163V162H241V161L238 160L237 163L240 164ZM112 163H114V161H113ZM112 163H111V164H112ZM122 163H124V162H122ZM125 163H126V162H125ZM125 163L123 164V166L125 165ZM148 163H151V162H147V164H148ZM159 163H160V162H159ZM163 163H164V162H163ZM168 163H169V162H168ZM214 163H212L211 166H213ZM222 163H223V162H222ZM224 163H225V162H224ZM25 164H26V162H24V165H25ZM56 164H57V163H56ZM145 164H146V163H145ZM147 164H146V165H147ZM153 164H154V163H153ZM179 164H180V163H179ZM193 164L191 163V165H193ZM200 164H201V162H200ZM225 164H226V166H227V164H228L229 166L232 165L231 162H230L231 165H230L229 163H227V162H226ZM225 164H223V165H225ZM243 164H244V163H243ZM250 164H251V163H250ZM2 165H3V164H2ZM16 165H17V164H16ZM16 165L13 166V167H16ZM36 165H37V164H36ZM36 165H35V166H36ZM40 165H41V164H40ZM118 165L121 166L122 164H121V165L118 164ZM163 165H164V164H163ZM163 165H162V167H163ZM206 165H207V166H206ZM216 165H217V164H216ZM216 165H214V166H216ZM220 165H222V164H220ZM220 165H218V166H220ZM235 165H234L233 167H230V168H234ZM252 165H253V164H251V167H252ZM254 165H255V163H254ZM254 165H253V166H254ZM9 166H10V165H9ZM17 166H18V165H17ZM31 166H33V165H31ZM51 166H52V168H53V165H52V164H51ZM112 166H114V164H112ZM115 166H117V165H115ZM125 166H126V165H125ZM139 166L142 167L141 165H139ZM139 166H138V167H139ZM160 166H161V165H160ZM187 166H188V167H186V164L184 165V167H186V168H183V171H184V172H182V169H180L181 172L183 173V176H185V175L187 174V173H185V170L190 171V170H188V169H189V164H187ZM202 166H203V165H201V168H202ZM211 166H209V167H211ZM229 166H228V167H224V166H222V167H224V168H221V167H220V168L225 170V169L229 168ZM13 167H12V169H13ZM33 167H34V166H33ZM38 167H39V166H38ZM44 167H45V166H44ZM58 167H59V166H58ZM106 167H107V166H106ZM117 167H118V166H117ZM144 167H145V165H144ZM157 167H159V166H157ZM171 167H172V165H171ZM204 167H203V168H204ZM209 167H207V168H209ZM216 167H217V166H216ZM237 167H238V166H237ZM41 168H43V166H42ZM41 168H40V169H41ZM47 168H48V166H47ZM47 168H45V169H47ZM52 168H51L50 172L52 171ZM119 168H123V167H119ZM163 168H164V167H163ZM166 168H167V166H166ZM166 168H165V169H166ZM180 168H182V167L180 166ZM198 168H197V171H196V170H194L193 167H192L193 172H194V173H198ZM201 168H200V170L203 169V168H202V169H201ZM19 169H21V168H19ZM22 169H23V166H22ZM40 169H39V172H41ZM45 169L42 170V171H43V174H44ZM49 169H50V168H49ZM49 169H48V170H49ZM57 169H59V168H57ZM57 169H56V170H57ZM114 169H115V167L113 168V170H114ZM123 169H124V168H123ZM123 169L121 170L122 172H123ZM125 169H126V167H125ZM140 169H141V168H140ZM172 169H173V167H172ZM190 169H191V168H190ZM195 169H196V168H195ZM209 169H210V168H209ZM213 169L215 170V167H214V168L212 167V169H210V174H208V173H209V170H208V173H207V174H203L202 176H204V175H208V176H209V175H214V173L211 174V172H214ZM237 169H239V167H238ZM244 169H245V168H244ZM253 169H254V168H253ZM1 170H3V169H1ZM6 170H7V169H6ZM48 170H47V171H48ZM56 170H55V171L53 170V172H51V174H50L49 172H45V174L48 173V174H47L48 177H47V176H46V177L48 178L49 181L52 182V180H50V178L52 177V179H53L52 174H53L54 177H55V173H54V172H56ZM83 170H84V169H83ZM141 170H142V169H141ZM141 170H140V172H141ZM145 170H146V168H145ZM148 170H149V169H148ZM151 170H152V169H151ZM151 170H150L151 173H150V172H149V173L151 174V176H153V175L155 176V172H154V171H155L156 169H155V170L153 169L152 171H151ZM168 170H169V169H167V171H164L165 173H166V172L168 173V174L166 173V174H167V175H166V176H167L166 178L163 176L165 179H169L170 176H171V175L169 174V173H170L169 171H171V169H170L169 171H168ZM203 170H204V172L207 171V169H206V170L203 169ZM211 170H212V171H211ZM219 170H220V169H219ZM224 170H222V171H224ZM240 170H242V169H240ZM7 171H8V170H7ZM24 171H26V169H25ZM66 171H67V170H66ZM108 171H109V170H108ZM110 171H112V168H111ZM119 171H120V170H119ZM119 171H118V172H119ZM121 171H120V172H121ZM132 171H133V170H132ZM137 171H138V170H137ZM143 171H144V170H143ZM195 171H196V172H195ZM215 171H216V170H215ZM225 171H226V170H225ZM3 172H4V171H3ZM3 172L1 171V173L4 175ZM5 172H6V171H5ZM12 172H14V171H12ZM39 172H38V173H39ZM59 172H61V171H59ZM59 172L56 173V176L58 175L57 178L59 177ZM82 172H84V171H82ZM113 172H114V171H113ZM120 172H119L120 176L123 175V174L125 173L126 175L124 174V176H127V178H128L129 175L133 178L134 175H135L134 173H137L138 175H141L142 173H144V172L139 173V171H138V172H136V171L134 172V171H133L134 173L132 172V173H131L132 175H131L130 172H129V174H128L127 172H124V173H120ZM152 172H154L153 175H152ZM158 172H159V170H157L156 175H160V174L162 175V173H163V172L161 173V171H160V173L158 174ZM201 172H202V171H201ZM201 172L198 173V174H196V175H198V176L201 175V174H202ZM204 172H203V173H204ZM216 172L218 173L219 171L217 170ZM257 172H258V171H257ZM260 172H259V173H260ZM85 173H86V172H85ZM115 173H116V172H115ZM179 173H180V172H179ZM182 173H181V174H182ZM184 173H185V174H184ZM190 173H191V171H190ZM220 173H221V172H220ZM251 173H252V171H251ZM251 173H250V174H251ZM9 174H10V173H9ZM19 174H20V173H19ZM43 174H41V175H43ZM49 174L51 175L50 178H49ZM82 174H83V173H82ZM103 174H104V173H103ZM106 174L109 175V172H108V173L106 172ZM127 174H128V175H127ZM137 174L135 175L136 177L138 176ZM145 174H146V173H145ZM181 174H179V175H181ZM215 174H216V173H215ZM252 174H255V173H252ZM260 174H261V173H260ZM0 175H1V174H0ZM10 175H11V174H10ZM10 175H9V176H10ZM12 175H13V174H12ZM12 175H11V176H12ZM36 175H37V174H36ZM39 175H40V174H39ZM78 175H80V172H79ZM110 175H111V173H110ZM117 175H118V174H117ZM117 175H116V176H117ZM148 175H149V174H148ZM148 175H146V178L148 177ZM161 175H160V176H161ZM193 175H194V174H193ZM223 175H224V174H222L221 177H223ZM261 175H262V174H261ZM14 176H15V175H14ZM17 176H18V175H17ZM84 176H85V175H84ZM84 176H83V177H84ZM102 176H103V175H102ZM104 176H105V175H104ZM130 176H129V177H130ZM144 176H145V175H144ZM144 176L141 177V178H144ZM154 176L152 177L153 179H154ZM198 176H197L196 178H200V177H198ZM215 176H216V175H215ZM42 177H43V176H42ZM42 177H41V178H42ZM83 177H82V178H83ZM112 177H114V175H113V176L111 175L110 177H108V178H110V180L108 179L110 182L112 181V180H111ZM118 177H119V176H118ZM131 177H130V178H131ZM136 177H135V179H136ZM138 177H140V176H138ZM155 177H157V176H155ZM193 177H195V176H193ZM193 177H192V178H193ZM204 177H205V176H204ZM221 177H220V178H221ZM20 178H21V180H23L22 177H20ZM28 178H29V177H28ZM41 178H40V179H41ZM47 178H46V180H47ZM57 178L55 177V179H57ZM106 178H107V177H106ZM116 178H117V177H116ZM123 178H124V177H123ZM125 178H126V177H125ZM125 178H124V179H125ZM148 178H149V177H148ZM196 178H194V179H196ZM201 178H202V177H201ZM206 178H207V177L202 178V179H206ZM5 179L8 180L7 178H5ZM9 179H10V178H9ZM11 179H12V178H11ZM16 179H17V180H20V179H18V178H16ZM26 179H27V178H26ZM40 179H38V181H39ZM55 179H54V181H56ZM84 179H85V178H84ZM117 179H119V180L121 179V181L123 182L122 177H119V178H117ZM117 179H116V180H117ZM171 179H172V178H171ZM209 179L212 180V179H214V178L209 177ZM221 179H222V178H221ZM0 180H1V179H0ZM3 180H4V179H2V181H3ZM14 180H15V179H14ZM14 180H13V181H14ZM44 180H45V179L43 178V179H41L40 181L45 182L46 180H45V181H44ZM105 180H106V179H105ZM119 180H118V182H119ZM142 180H143V179H142ZM142 180L140 179L139 182H141ZM211 180H210V181H211ZM11 181H12V180H11ZM15 181H16V180H15ZM15 181H14V182H15ZM109 181H108V182H109ZM121 181H120V182H121ZM210 181H209V182H210ZM6 182H7V181H6ZM9 182H10V181H9ZM23 182H24V181H23ZM42 182H39V183L41 184ZM46 182H47V181H46ZM57 182H58V181H56V183H57ZM116 182H117V181H116ZM209 182H208V183H209ZM211 182H212V181H211ZM0 183H1V182H0ZM12 183H13V182H12ZM54 183H55V182H54ZM54 183H53V184H54ZM56 183H55V184H56ZM106 183H107V182H106ZM208 183H207V184H208ZM4 184H5V183H4ZM24 184H25V183H24ZM26 185L30 186L29 182L26 183ZM123 185H124V184H123ZM199 185H201V184H199ZM203 185H204V183H203ZM203 185H202V186H203ZM210 185H211V184H210ZM40 186H41V185H40ZM40 186H39V188H40ZM25 187H26V186H25ZM125 187H126V186H125ZM201 188H202V187H201ZM204 188H206V185H205ZM204 188H203V189H204ZM208 188H209V187H208ZM25 189H26V188H25ZM41 189H42V188H40V190H41ZM51 189H52V188H51ZM137 189H138V188H137ZM206 189H207V188H206ZM2 190H4V189L2 188ZM7 190L9 191V188H8ZM12 190H13V189H11V187H10V193H9V194H11L12 192H13V193H14V192L18 193L17 190H15V189H14V191H12ZM27 190H28V189H27ZM43 190H45V189H42L41 191L43 192ZM54 190H55V189H54ZM28 191H29V190H28ZM32 191H33V190H32ZM35 191H36V190H35ZM35 191H33V193H34ZM41 191H40V192H41ZM46 191H47V190H46ZM209 191H210L211 193H216L218 196H219V195L222 196L221 192H217L218 189L216 188V186H212V188H210ZM219 191H220V190H219ZM25 192H26V191H25ZM38 192H39V191H38ZM38 192L35 193V194L32 195V196H35V195L39 194ZM138 192H139V191H138ZM205 192H206V191H205ZM5 193H7V191H6ZM16 193H15V195H16ZM33 193L31 192L30 194H33ZM135 193H137V192H135ZM203 193H204V192H203ZM224 193H225V192H224ZM230 193H231V192H230ZM0 194H1V196H2V193H0ZM190 194H191V193H190ZM193 194H194V193H193ZM204 194H205V193H204ZM204 194H203V195H204ZM206 194H207V193H206ZM17 195H18V194H17ZM24 195H25V194H24ZM210 195H211V194H210ZM233 195H234V194H233ZM137 196H138V195H137ZM221 196H220V197H221ZM14 197L17 198L16 196H14ZM18 197H20V196H18ZM22 197L24 198V196H22ZM30 197H31V196H30ZM211 197H212V196H211ZM213 197H214V196H213ZM28 198H29V196H28ZM28 198H27V199H28ZM214 198H215V197H214ZM257 198H258V196H257ZM261 198H263V197H261ZM12 199H13V198H12ZM205 199H206V198H205ZM211 199H213V198H211ZM235 199H236V198H234V200H235ZM13 200H14V199H13ZM20 200H21V199H20ZM202 200H203V199H202ZM234 200H233V203L235 204ZM238 200H240V199L238 198ZM241 200H242V199H241ZM14 201H15V200H14ZM23 201H24V200H23ZM26 201H27V200H26ZM31 201H32V200H31ZM33 201H34V200H33ZM37 201H38V200H37ZM206 201H207V200H206ZM16 202H17V201H16ZM210 202H211V201H210ZM212 202H213V201H212ZM239 202H240V201H239ZM247 202H248V201H247ZM33 203H34V204H37L36 202H33ZM214 203H215V202H214ZM237 203H238V202H237ZM230 204H231V203H230ZM234 204H231V205H234ZM237 205H238V204H237ZM239 205H240V204H239ZM239 205H238V208H239ZM227 206H228V205H227ZM227 206H226V207H227ZM245 206H246V204H245ZM259 206H260V205H259ZM223 207H224V206H223ZM236 207H237L236 205H235V207L232 206V208H236ZM240 207H241V206H240ZM247 207H248V206H247ZM0 208H1V207H0ZM224 208H225V207H224ZM222 209H223V208H222ZM252 209H255V208H252ZM15 210H17V209H15ZM15 210H14V211H13V210H10V212H11V211H12V212H15ZM228 210H229V209H228ZM0 211H1V210H0ZM128 211H129V210H128ZM217 211H218V210H217ZM222 212H223V211H222ZM242 212H243V211H242ZM0 213H1V212H0ZM129 213H130V212H129ZM150 213H151V211H150ZM159 213H160V212H159ZM159 213H158V215H159ZM167 213H169V212H167ZM171 213H173V212H171ZM180 213L183 215L182 212H180ZM154 214H155V213H154ZM162 214H164V213H162ZM169 214H170V213H169ZM175 214H176V213H175ZM177 214H178V213H177ZM0 215H1V214H0ZM138 215H139V217L142 216V214H138ZM145 215H148V217H149V214H145ZM158 215H157V216H158ZM167 215H168V214H167ZM30 216H31V215H30ZM124 216H125V215H124ZM159 216H160V215H159ZM168 216H170V215H168ZM173 216H175V215H173ZM183 216H185V215H183ZM249 216H251V215H249ZM254 216H256V217L259 218V219H264V217H261L260 215H254ZM146 217H147V216H146ZM150 217H152V216H150ZM163 217H164V216H163ZM176 217H177V215H176ZM178 217H179V215H178ZM256 217L251 218V219L249 218V219H250L249 221L251 222V220H253V219H255V221H256V220H257ZM1 218L3 219L4 217H2V215H1ZM5 218H6V217H5ZM142 218H144V216H142ZM165 218H166V219H169L170 217H166V215H165ZM174 218H175V217H174ZM150 219H151V218H150ZM163 219H164V218H163ZM166 219H164V220H166ZM177 219H178V218H177ZM232 219H233V218H232ZM232 219H231V220H232ZM6 220H7V219H6ZM8 220H9V219H8ZM18 221H19V220H18ZM22 221H23V220H22ZM166 221H167V220H166ZM166 221H165V222H166ZM239 221H240V220H239ZM245 221H246V220H245ZM253 221H254V220H253ZM257 221H259V220H257ZM14 222H16V221H14ZM171 222H172V221H171ZM231 222H232V221H231ZM260 222H264V221H263V220H260ZM2 223H3V221L0 219V224H2ZM16 223H17V222H16ZM20 223H21V221H20ZM24 223H25V222H24ZM161 223H162V222H161ZM220 223H221V222H220ZM220 223H219V224H220ZM18 224H19V222H18ZM62 224H63V223H62ZM62 224H61V225H57L56 223H48V222H46V221H41L40 223H38V226H42V227L44 228L43 231H44V232H48V233H52V230H51V229H56V230H60V229H61V231H63V233H64L63 235H65L67 232H71V233L73 234V233H75V232H73V231H76V233H77L78 231H81V228H79V225H75V224H74V225H71V224H63V225H62ZM188 224H189V227L192 225V223H191V225H190V223H188ZM193 224H194V223H193ZM203 224L206 225L205 222H203ZM215 224H217V223H214V225H215ZM225 224H226V223H225ZM225 224H224V225H225ZM171 225H173V227H175L176 224H175V225H174V224H171ZM221 225H223V223H221ZM224 225L221 226V228H223V227L226 226V225H225V226H224ZM230 225H231V224H229V226H230ZM3 226H4V225H3ZM94 226L99 227V225H94ZM163 226H164V224H163ZM177 226H178V224H177ZM208 226H211V227H212L213 225H212V224H211V225H207V229H208ZM227 226H228V223H227ZM252 226H253V225H252ZM256 226H257V225H256ZM258 226H259V225H258ZM108 227H109V226H108ZM192 227H193V225H192ZM192 227H190V228H192ZM205 227H206V226H205ZM211 227H209V228L211 229ZM263 227H264V226H263V224H262L261 229H262ZM110 228H111V227H110ZM193 228H194V227H193ZM228 228H230V227H228ZM231 228H232V225H231ZM256 228H257V229H260V228H258V227H256ZM92 229H93V230H92V232H93V231H99V230L102 229V228H95V227H94V228H92ZM146 229H148V227H146ZM210 229H209V230H210ZM223 229H224V228H223ZM21 230H22V229H21ZM83 230H84V231H89V230H85V229H83ZM90 230H91V229H90ZM150 230H151V228H150ZM238 230H240V229H238ZM262 230H263V229H262ZM35 231H36V230H35ZM101 231H102V230H101ZM107 231H109V230L107 229ZM147 231H148V230H147ZM177 231H178V230H176L175 232H177ZM211 231H212V229H211ZM242 231H243V228H242ZM263 231H264V230H263ZM90 232H91V231H90ZM102 232H103V231H102ZM151 232H153V231H151ZM179 232H180V231H179ZM227 232H228V230H227ZM227 232H226V233H227ZM246 232H247V231H246ZM96 233H97V232H96ZM98 233H99V232H98ZM164 233H165V232H164ZM241 233H244V232H241ZM160 234L163 235V233H161V232H160ZM178 234H179V233H178ZM230 234H231V233H230ZM63 235H62V236H63ZM68 235L70 236V234H68ZM217 235H218V233H217ZM225 235H227V237L229 236L228 233L225 234ZM225 235H224V236H225ZM71 236H72V235H71ZM125 236H127V235H125ZM59 237H60V236H59ZM161 237H162V236H161ZM218 237H219V238H220V237L222 238V236H220V235H218ZM218 237H217V238H218ZM227 237H225V238H227ZM242 237H243V236H242ZM262 237H263V236H262ZM99 238H100V237H99ZM99 238H98V239H99ZM127 238H128V237H127ZM165 238H166V237H165ZM225 238H224V239H225ZM229 238H230V237H229ZM74 239H75V238H74ZM148 239H149V238H148ZM172 239H173V238H172ZM186 239H187V238H186ZM224 239H222V240L219 239V241H216V242L218 243V242H220V240H221V242H224V241L227 242L226 240H228V242L230 241L229 239H226V240H224ZM101 240H102V239H101ZM217 240H218V239H217ZM70 241H71V240H70ZM84 241H85V240H84ZM165 241H166V240H165ZM169 241H170V240H169ZM187 241H188V239H187ZM212 241H213V240H212ZM71 242H72V241H71ZM178 242H179V241H178ZM182 242H185V241H182ZM182 242H181V243H182ZM189 242H190V241H189ZM208 242H209V241H208ZM221 242H220V244H222ZM256 242H257V241H256ZM259 242H260V241L258 240V243H259ZM190 243H191V242H190ZM194 243H195V242H194ZM260 243H261V242H260ZM262 243H263V242H262ZM226 244H227V243H226ZM252 244H254V243H252ZM167 245H168V244H167ZM167 245L164 244V246H167ZM169 245H170V244H169ZM169 245H168V246H169ZM206 245H207V244H206ZM254 245H255V244H254ZM157 246H159V245H157ZM162 246H163V245H162ZM168 246H167V247H168ZM170 246H172V245H170ZM173 246H174V244H173ZM173 246H172V247H173ZM190 246H193V245H190ZM207 246H208V245H207ZM214 246H215V245H214ZM258 246H260V244H259ZM159 247H160V246H159ZM167 247H166V248H167ZM236 248H237V247H236ZM7 249H8V248H7ZM160 249L165 250V249H163V248H161V247H160ZM160 249H159V250H160ZM172 249H173V248H172ZM178 249H179V248H177V250H178ZM193 249H194V248H193ZM197 249H198V248H197ZM206 249H208V248H206ZM112 250H113V249H112ZM112 250H111V251H112ZM115 250H116V249H115ZM144 250H145V248L143 249V252H144ZM162 250H161V251H162ZM166 250H167V249H166ZM186 250H187V249H186ZM186 250H185V251H186ZM188 250H189V248H188ZM194 250H195V249H194ZM194 250H193V251H194ZM211 250H212V249H211ZM215 250H216V248H215L213 251H215ZM241 250H242V249H241ZM243 250H244V249H243ZM81 251H82V250H81ZM111 251H109V252H110V253H113V251H112V252H111ZM119 251H121V250H119ZM122 251H123V250H122ZM135 251H136V250H135ZM135 251H131V253L134 252V254L137 255V253H136ZM173 251H176V249L172 250V252H169V254H168V251H167L166 254L168 255V257L171 256V258H172L173 255L177 256L176 254H174V253H177V251H176V252H173ZM182 251H183V249H182ZM189 251H191V250H189ZM209 251H210V249H209ZM209 251H208V252H209ZM236 251H237V250H236ZM245 251H246V249H245ZM245 251H244V252H245ZM114 252H115V251H114ZM146 252H147V251H146ZM196 252H197V251H196ZM196 252H195V253H196ZM252 252H253V251H252ZM261 252H262V251H261ZM116 253H117V250H116ZM116 253H115V254H116ZM122 253L128 254L129 252H128V253H127V252H122ZM122 253H121V254H122ZM131 253H129V254H131ZM144 253H145V252H144ZM150 253H151V252H150ZM152 253H153V252H152ZM157 253H158V252H156V254H157ZM162 253L165 254L164 251L161 252V254H162ZM171 253H173V254H171ZM185 253H188V251L185 252ZM185 253H184V254H185ZM190 253L192 254V252H190ZM190 253H188L189 255L187 254L188 257L191 256ZM237 253H238V251H237ZM104 254H105V252H104ZM104 254H102V255H104ZM107 254H108V253H107ZM118 254H120V253H118ZM142 254H143V253H142ZM163 254H162V255H163ZM177 254H178V253H177ZM198 254L201 255L200 252H199ZM227 254H228V253H227ZM244 254L246 255V253H244ZM8 255H9V254H8ZM144 255H146V254H144ZM159 255H160V252H159ZM162 255H161L160 257H163V259H165L166 257L164 258V256H166V255H164V256H162ZM169 255H170V256H169ZM194 255H195V254H194ZM133 256H134V258H136V259H138V260L141 259V258L139 259V257H140L141 255L138 256V257H135V255H133ZM149 256H154V255H149ZM216 256H217V255H216ZM5 257H6V256H5ZM106 257H107V260H108V256H106ZM160 257H158V258H160ZM184 257H185V255H184ZM192 257H193V256H192ZM200 257H201V256H200ZM218 257H219V256H217V258H218ZM158 258H157V259H158ZM185 258H186V257H185ZM219 258H220V257H219ZM142 259H143V258H142ZM142 259H141V260H142ZM147 259H148V258H147ZM150 259H151V257H150ZM157 259H156V257H155V258H152L151 260H154L155 262L160 261L159 259H158V260H157ZM166 259H167V258H166ZM166 259H165V260H166ZM177 259H178V257H177ZM187 259H188V258H186V263H187V264H188V263L190 264V262H188ZM189 259H190V257H189ZM254 259L257 260V264L260 263L258 257H257V258H254ZM2 260H3V258H2ZM2 260H1V263L4 261V260H3V261H2ZM110 260H111V258H110ZM112 260H113V259H112ZM112 260H111V261H112ZM114 260H115V258H114ZM114 260H113V261H114ZM156 260H157V261H156ZM165 260H163L164 263H165ZM168 260H169V258H168ZM173 260L176 261L175 258H174ZM20 261H21V260H20ZM94 261H95V260H94ZM94 261H92V262L94 263ZM142 261H144V260H142ZM147 261H148L149 263H153L152 261H151V262H150L149 260H147ZM147 261H146V262H147ZM170 261L173 262L172 260H170ZM175 261H174V262H175ZM177 261H178V260H177ZM180 261L183 262L182 260H179L178 262H180ZM184 261H185V260H184ZM190 261H192V260L190 259ZM224 261H225V260H224ZM229 261H230V260H229ZM4 262H5V261H4ZM4 262H3V263H4ZM6 262H7V261H6ZM14 262H15V260L13 261V263H14ZM89 262H90V261H89ZM98 262H99V261H98ZM98 262H97V263H98ZM108 262H110V261L108 260ZM160 262H161V261H160ZM171 262H170V263H171ZM174 262H173V263H174ZM178 262H177V263H178ZM181 262H180V263H181ZM261 262H262V261H261ZM1 263H0V264H1ZM17 263H18V261H17ZM70 263H71V262H70ZM95 263H96V261H95ZM112 263H114V262H112ZM116 263H117V264H118V263L121 264V260H120V262L115 261L114 264H116ZM170 263H169V261H168V264H170ZM173 263H172V264H173ZM184 263H185V262H184ZM186 263H185V264H186ZM191 263H192V262H191ZM196 263H198V262H196ZM196 263H195V264H196ZM216 263H217V262H216ZM218 263H219V262H218ZM223 263H224V262H223ZM6 264H7V263H6ZM14 264H16V262H15ZM86 264H88V263H86ZM100 264H103V263H100ZM104 264H105V263H104ZM106 264H107V263H106ZM110 264H111V262H110ZM122 264H123V263H122ZM127 264H128V263H127ZM153 264H154V263H153ZM158 264H161V263L158 262ZM178 264H179V263H178ZM192 264H193V263H192Z\"/></svg>",
	"mask_w": 264,
	"mask_h": 264
}]
</instances>
